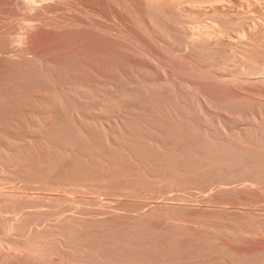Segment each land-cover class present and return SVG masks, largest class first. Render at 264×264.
<instances>
[{
  "label": "rangeland",
  "instance_id": "obj_1",
  "mask_svg": "<svg viewBox=\"0 0 264 264\" xmlns=\"http://www.w3.org/2000/svg\"><path fill=\"white\" fill-rule=\"evenodd\" d=\"M150 3L153 4L152 5L153 7L149 5ZM183 5H184V7H182ZM158 6L160 8H162V9H165V11L168 12L170 15L173 14L172 16L174 17V20L177 19L176 22L179 21L180 18L183 21L184 19H182V18H184L183 17L184 15H182V14H185L186 12L187 13H190V14H192V13H194V14L195 13H198L197 14L198 17L200 15H201V17H199V18L197 17L198 18L197 19V18H194L197 15H195L194 17L192 15L193 18L190 17V19H191L190 20L189 19V16H185L186 22H187V20H188V22L186 23L185 20L183 22L180 21L181 23H183V25H184V22H185V25L183 26L181 23H177L178 25L179 24L182 25V26H180V25L178 26L177 25L178 28H177L176 25H174V27H173V25H168L171 22L173 24H175L174 23V20L173 21L172 20H168V21H170L168 23V21H165L164 22L163 21L164 19L163 18H160V21L162 23H164L165 27H166V25H168L167 26L168 28H165L163 24H161V27H160V25L157 26V27H154L152 25L153 23L151 24V22H149V21H152V20H150L151 19V17H150L151 16V11L150 10L154 9L155 7L157 8ZM151 7H152V9H150ZM179 8H181L182 10L179 9ZM183 8L185 9V11H186V9L187 10L189 9V10L183 13V11H184ZM193 8H194V10H193ZM219 9L221 10L222 13L220 12ZM173 10H175V11H173ZM198 10H199V12H198ZM179 11H181V12H179ZM176 12H178V13H176ZM263 12H264V0H252V1L251 0H231V1L230 0H149V2H148V0H39V1L38 0H27V1L26 0H22V1L21 0H0V68H1L0 69V80L3 79L4 65L8 61V59H10V58H12L14 56L10 60H14V59L17 60L18 59L17 61H22V62H30L29 60H32L31 63H35L36 64V90L38 89L36 91V94H37L36 95V101H41V100L44 101V100H47V98H50L51 95H52L51 94V91L52 90H53L52 93H54V94H55V92H56V94H58V93L59 94L60 93L62 94L63 93L62 95H64V93H65L66 96H68V97L70 96L71 98L73 97L71 101H73V103L76 102V104L74 105L75 106L74 109L75 108H77L78 110L79 109H81V110L83 109L82 111L80 110L82 113H80L78 110L75 109V111L73 112L74 115L76 116L75 113L78 112V114L80 116L82 114L81 118L84 116V118H87L86 120L89 121V122H91L92 119L94 118V116L96 115L98 118L95 116V119H93V121L94 122L95 121L98 122L97 120H99V122L93 124L92 123L93 121H92L91 123L94 125V127L96 126L95 128L98 129V130L106 129V130H108V132L110 131L109 132L110 134L113 133L112 135L114 137V140H118L119 141L118 144H121V143H123L125 141H131L130 140L131 135H132L131 139L134 137L133 139L136 140V137L138 135H139L138 137H140L141 136V133H142V136L146 140H144V138L141 136L140 138L137 137V140L136 141H139L140 140L139 142L147 143V140H148V143H149V139H147V138H149V137H147V135H149L150 136V141H151L150 147H152V144L153 145L154 144L155 145H158V146H155L154 145V147H155L154 149H157L158 150L159 148L161 149V147L163 146L162 149L163 150L167 149V150H169L170 153H172V152L173 153H177V151H178V153H180L182 150H183V152H181V153H184V151L185 152L191 151L192 149L193 150H196V149L199 148L200 145H204L207 142H209V145L210 144H212V145H223L222 143H226V144L229 143L230 144V142H231V143H233V144H231L232 146H236L237 147V145H238V147H244V148L246 147L247 148V146H249L248 145V143H249L248 140H250V143H251V144L249 143L250 146L251 145L252 146H254V145L255 146H258L257 144L260 143V144H263V147H264V143H263L264 141L263 142L261 141L262 143L259 142L262 137H263L262 139H264V135L262 134L263 131L261 130V129L264 130V124H263V127H261L262 126L261 121L263 120V118H261V117H264V114H263L264 113V108H263L264 107V105H263L264 104V76H263L264 74L262 75V73H264V72H262V71H264V67H263L264 66V59L263 58L261 59L259 57H255L254 55H252L251 57L248 56L249 57V58L247 57L248 59L245 58L243 60V62L246 60L247 62L252 63V65L248 63V65H249V67H248V65H246L247 64L246 61H245L246 64H244V63L241 62V60H242V58H241L242 54H239V52L240 53H242V52L248 53L249 50H246V48H248V47H245V46H248V44H250V37L252 35L251 36H249V35L252 33V30L254 29L253 27L257 23L258 24L256 26H258L259 28H261L262 27V26H260V24H261V25H263L262 29L264 30V24L263 23H260V22L264 21V15H263L264 13ZM179 13H181V14H179ZM204 13H207V14H204ZM220 13L222 15H224V16H222ZM219 14H220V17H219ZM179 15H181L182 17H180ZM228 15H229V17H228ZM176 16H179L178 17L179 19ZM218 17H219V19H218ZM198 21H200V22H198ZM223 24L228 25L227 26V29H225L226 31H228L227 32L228 34L226 33L227 35H225V36L223 35V34H225L224 33L225 30H224L223 33L220 34L221 35L220 38L215 34L216 35L215 36L216 38L214 37V35H211V36L214 37V39H212V37L210 36L211 37L210 38V41H207L209 39L207 36H206L207 39H205L206 37H204V39H202V43L203 44H205V42L207 43L206 46L209 44L208 47H207V49L209 48V46L214 49V51H212V49L209 48L210 51H212L210 54H209L208 50L204 48V45L201 43V41H199L200 40V37H202V34L201 35L198 34L199 35L198 36L199 37V40H198V37L196 35H194V37H192V35L197 30V28H196L197 26H199V28L202 29V30H204V29L206 30L207 29L206 31H210L211 32V31H213V30L216 29L217 31L216 30L215 31L218 32V27H220ZM229 24H233L231 28H230V25ZM150 25H152V26H150ZM195 25H197V26L195 27ZM162 26H163V28L167 29V30H164L163 29L164 32L167 31L165 33L163 32L164 33V36L162 34V29H161ZM190 26H192V27H190ZM205 26H207V28ZM158 27H159V30H158ZM193 27H195V29ZM212 28H215V29L212 30ZM193 29H194V32H193ZM23 31H24V33H23ZM156 31L158 32V34L160 32V34L158 35ZM29 32H31V33H29ZM171 32L173 34V35H171L172 38H170L171 36L168 38V35H165V34L166 33L170 34ZM191 32H193V33H191ZM195 34H197V31H196ZM228 35H230V36H228ZM244 35H245V37H244ZM248 36H249V41L247 40L248 39ZM27 38H28V40H27ZM191 38H193L192 41H193L194 44H191L192 43V41H190ZM196 38H197V41L194 42V40ZM168 39H171V41L168 40ZM172 39H174V40H172ZM203 40H204V42H203ZM216 40L217 41L220 40L219 41L220 44ZM198 41H199V43H198ZM215 42H216V44H215ZM195 43H197V44H195ZM188 44H191V45H189V47L190 46L191 47L190 48L188 47V49H191V50L186 49L187 48L186 45H188ZM201 44H202V46H200ZM192 45H193L194 48L196 47L195 48V51H194V49H192ZM196 45H198L200 47H197ZM215 45L217 46V49L218 48H221V49H218L215 52V50H216V46ZM222 46L224 47L223 49H222ZM200 48L205 49L204 50L205 52H203V53L204 54L206 53V55H204L201 52L198 53L197 49H200ZM242 49H243V51H241ZM31 50H32V52H31ZM219 50H220V52H219L220 54L218 53ZM193 51H194V53H192ZM213 52H215V54ZM237 52H238V54L235 55V53H237ZM98 53H100L101 55L98 54ZM212 53H213L214 56H212ZM200 54H202V55H200ZM207 54H209V55H207ZM229 54L230 55L232 54V56H230ZM25 55H26V58H25ZM219 55H220V57H219ZM238 55H240V56H238ZM9 56H11V57H9ZM205 56H207V57H205ZM210 57L213 58V59H211ZM200 58H203L205 60L200 59ZM252 60H254L256 62L255 63L256 65L253 63L254 61H252ZM40 61H41V63H40ZM61 62H62V64H61ZM216 62H218L217 63L218 65L216 64ZM65 63L67 64V67H64L63 68L62 66H66ZM110 63H112V65ZM211 63H213V64H211ZM239 63H242L245 66L242 65V64H240V66H239ZM257 63H258V65H257ZM39 64L42 65L43 70L45 68V70H48V72L45 73L46 72L45 70L43 72L42 71V68L39 67L40 66ZM43 65L46 66V67H44ZM59 65H61V66H59ZM91 65H92L93 68L97 69L98 71H96V70L94 71V69L92 71H90L92 69ZM54 66H55V68H54ZM107 66H109L108 67L109 73H106ZM111 66L114 67V68H111ZM241 66H243V68ZM244 67H247V68H244ZM67 68L70 69V70L68 69V71L70 72V74H69L68 71H66ZM222 68H223V71L224 72H222ZM55 69L56 70L59 69V70L56 71ZM113 69H115L116 71L119 70V72H116ZM50 70L52 72H50ZM53 70L56 72V74H55V72ZM88 70H89V72H88ZM228 70H230V71H228ZM61 71H62V73H61ZM76 71H77V73H76ZM253 71H254V73L256 71L258 72V75H257V73L256 74H252V75H254V78L251 75V73H253ZM94 72H96L97 74L94 73ZM37 73H38V75H37ZM51 73H53L54 75H56L55 76L56 79L58 78L57 79L58 82L55 83L56 84L55 87H53L55 85L54 83H52L53 86H52V84L49 85V83H47V82H51V81H49L50 80L49 78H51V76L53 75ZM59 73H61L62 75H60ZM115 73H116V75H115ZM76 74H78V75H76ZM104 74L107 75V76H105ZM85 75H87V76H85ZM90 75L92 76V78L90 77ZM137 75H138V78H137ZM256 75L257 76H261V78L260 77L259 78L256 77ZM43 76H46V77H43ZM47 76H49V78ZM58 76H60V78H62L61 80L63 82L60 81V78ZM64 76H66V77H64ZM93 76H94V78H93ZM88 77H90V78L87 79ZM100 77L103 78V79H101ZM104 77L106 78V80H105ZM43 78L44 79L47 78V79H45L46 81ZM70 78H72V79H70ZM99 78H100V80H99ZM126 78H127V80L130 81V82H128L129 84L127 83ZM154 78L156 80L158 78L157 83L159 81L158 84H162V86H165V85H168L169 84L170 87L168 86L169 88H167L168 94L165 95L166 98H161V96L163 97L164 94L167 93L165 90H163V87L162 86L159 87V85H157V90L159 92L155 89L156 88V81H155ZM66 79H68V81L69 80L70 81L69 82H66L67 81ZM76 79H77V82H76ZM83 79H85V80H83ZM92 79H94V80H92ZM107 79L110 80V81L108 82ZM159 79L162 80L164 83L162 81H160ZM87 80L88 81L90 80V81L88 82ZM102 80H105L107 82H104ZM131 80L133 82H131ZM142 80L143 81L146 80L149 83L152 82L153 85H154V82H155V85H154L155 88L152 89L151 87H153V86H150L151 84H148V82H146V81L143 82ZM258 80H260V81H258ZM93 81L95 83H93ZM96 81H98L97 83L99 84V87H98V84L95 85L96 84ZM134 81L136 82L137 86L134 83ZM0 82H2V80ZM78 82H80V85L78 84ZM124 82H126L127 85ZM46 83H47V86H46ZM69 83H71V84H69ZM107 83H109V84H107ZM112 83H114V84H112ZM145 83H146V85H145ZM43 84H45V85H43ZM93 84H94V86H97L99 88L98 91H97V87L96 88L93 87ZM59 85L60 86L61 85L62 86L65 85V88L63 86V89H62V87H60ZM107 85L110 86V87L112 86L114 89H117V90H114V89L111 90V88L108 87ZM132 85H134V87H132ZM138 85H139V87H138ZM142 85H143V87L144 86H146V87L143 88V87H141ZM186 85H187V87H186ZM68 86H70V88ZM73 86L75 87V89H74ZM100 86H103L104 89H103V87H100ZM114 86H116V87H114ZM80 87L82 89L85 88L87 90V92H86V90L81 91L82 89H80ZM126 87H128L129 90ZM147 87H148V89L151 88L153 90V92L152 91L145 92L144 90L147 91V89H146ZM172 87H174V88H172ZM60 88L63 90L62 92H60L61 91ZM140 88H143V89H140ZM158 88H160V90ZM161 88L163 90L162 92H161ZM50 89H52V90H50ZM56 89L58 90V93H57V90ZM64 89H66V90L64 91ZM76 89L78 91V94L75 93L76 92ZM108 89H109V91H108ZM125 89L128 90V92L129 91L131 92V93L129 92V94H131V97H126L125 96V95H127V91ZM137 89L139 90L138 91L139 94H142V92H144V93L150 95V96H148L146 94L144 95V93H143L141 96L144 95V99H146L145 97H147V96L148 97L158 96L159 98H161L162 101H164L165 99H169V98L171 99V101H173V102H175L177 104H178L179 101H181L179 103H180V105L182 103V105H181L182 111L184 110L183 109L184 108V106H183L184 104L187 106V109L185 108L186 110H188V107L190 109L189 113L186 110H185V112L183 111L185 113L186 118H187V119L185 118V123H184V121H181V123L183 122L182 123L183 126L184 127H187L186 123L188 122L187 124L190 125V128L191 129H193L192 126L195 127L194 125H196V129L199 128L198 130L199 131L200 130L201 131H204L205 134H206V131L207 132L208 131H211V132H209V135L211 133H213L214 134V137L212 135L208 136L207 134L206 135H207L208 138L206 137V135L205 136L202 135L203 137L200 135V137H199L198 134H196L197 131H198L196 129H195L196 130L195 131L196 132L195 135L192 134L193 137L192 136H191L192 138L191 137H188L190 139L187 138V141H185L186 140V137H187L186 135H185V137L182 136L181 139H180V141L179 140H176L174 138L173 139L172 138H170V139L167 138L168 140H164L165 138H163L162 136H160L159 134H157L156 130L154 128H152V127L151 128L155 132H152L151 133L152 130L150 131L151 128H150L149 124L152 123V121L154 120V117L151 115L152 112H150L149 109L145 107V105H142V106L140 105V104H144V102L146 100L145 101L144 100H141L142 102H140V98L142 99V97H140L139 95H135V93L138 94V92H136ZM164 89H166V86L164 87ZM200 89L201 90L203 89V90L201 91ZM47 90L50 93H48ZM88 90H89V93H88ZM103 90H106V91H103ZM120 90L123 92V94L125 93V95H122L121 94V97L122 96H125V98H126L125 100L129 99L128 101H125V103H123L124 102V99H122L124 97H122V98L121 97H117V95H120L118 93V92H120ZM95 91H97L96 92L97 94H100V95H98V96H100L99 97V100H96L98 98V96L95 93ZM124 91H126V92H124ZM171 91H173L174 93H171ZM191 91H192V93H191ZM40 92H42V93H40ZM84 92L87 93V94H85ZM90 92H94L95 93V94L92 93L94 95V97L92 99L90 97L93 96V95ZM106 92H107V94H106ZM122 92H120V93H122ZM46 93H48V95H50V96L48 97V95ZM72 93L74 94L73 96H71ZM109 93H111V94H109ZM115 93H117V95H115ZM157 93H158V95H157ZM105 94H106V97H108L107 98L108 99L107 100L108 102L106 101V98H104L105 97ZM172 94H174V95H172ZM38 95H39V99L40 100L38 99ZM78 95L81 96L80 98L84 97V100L85 101L83 99H80L79 100V96ZM101 95L103 96L102 100H104V101H102V100L100 101ZM111 95L112 96L114 95L113 96L114 98L117 97L116 99L119 98L120 101L122 102V103L121 102L119 103L121 105H119L117 107L115 106L114 111H113V109L110 108L111 109V111L109 109L110 113H109V111L108 112L105 111L106 113L105 112L102 113L100 111V115L99 116H98V114H95V112L98 111L97 109H98V107H100V104L102 102L103 103L104 102L110 103V100L111 99H114V98H111L110 99V96ZM168 95H170V97H168ZM176 95H178V97ZM42 96L45 97V99H43ZM77 96H78V98H77ZM95 96L97 98H95ZM134 96H135L136 99L139 98V101L138 102H137V100L135 98L132 99ZM175 97L176 98H179L178 101L175 100L176 99ZM184 97H185V100H187L186 103H185ZM203 97H205V98H203ZM180 98H182V99H180ZM209 98H210V100H209ZM86 99L88 100L87 101V104H86ZM116 99H114V100L116 101ZM248 99H249V101H248ZM82 100H83V103L81 102ZM90 100H92V101L90 102ZM132 100H135L136 102L135 101H132ZM232 100H233L234 103L232 102ZM93 101L95 103H92ZM97 101H99L100 104ZM189 101L191 102L192 105L190 103H189V105H187ZM132 102H133V104H132ZM198 102L199 103L201 102V104H199L200 105L199 108L201 109V111L198 110L199 109L197 107V106H199L197 104ZM236 102H237V104L239 103V104L242 105V103H243L244 105L246 104L247 106L245 105V107H243V105L241 106V105L238 104V107H237L236 106L237 105ZM137 103L138 104L140 103L139 104L140 106ZM162 103H164V102H162ZM136 104L138 105V107H136L137 106ZM209 104H210V107H209ZM255 104H256V106H255ZM37 106L38 105H36V110L39 109L38 110L39 112L37 111L36 112V115L39 114V117L41 119V116H43V113L45 114L47 112V109H45V107H42V110H40L41 109L40 108L41 106H38V107ZM121 106H123V107H121ZM134 106L136 107V110L137 111L135 110ZM192 106L193 107H196L194 109H197L198 110L196 112L194 110L195 115L192 114L193 113V110H192L193 108L191 109ZM143 107H145V109ZM95 108H96V111L94 112ZM116 108H118V109H116ZM124 108L125 109L127 108V109L124 110ZM232 108H233V111H232ZM243 108H244V110H243ZM87 109H88V112H87ZM121 109L124 110V111H121ZM141 109H143L144 111L141 110ZM146 109H147L148 113L146 112ZM89 110L92 111V113L94 114V116H92L93 114L92 115L89 114L90 113ZM116 110H118V111H116ZM112 111H113V113H111ZM127 111H129V112H127ZM139 111L140 112H144V113L143 114L142 113H139ZM191 111H192V113H191ZM260 111H262V113ZM118 112H120V113H118ZM251 112L254 115H252ZM40 113H41V115H40ZM86 113H88V114H86ZM121 113H123L124 115L123 114L121 115ZM135 114H137V115H135ZM146 114H147V116H146ZM189 114L193 118L192 117L189 118L188 117ZM132 115L135 116V117H138V118L135 119V117H133ZM143 115H145V116H143ZM239 115L241 117H239ZM246 115H248V117ZM87 116H89V117H87ZM39 117H38V119H39ZM76 117L78 119H80V117H78V116H76ZM250 117H251V119L249 120V122H250L249 123L247 120ZM116 118H118V119H116ZM125 118H127V119L130 118L129 121L132 120V119H134V120H137L138 119L140 121H143V119H145L144 120L145 122L143 121L142 123L143 124H146V125L148 124V126H149L150 129L149 130L147 128L139 129L137 132L136 131L134 132L136 134H134V133H128V132L126 133V131H124L123 128L121 127L123 123L129 122L128 120L126 121ZM141 118H142V120H141ZM88 119H90L91 121L88 120ZM149 119H151L150 122H148ZM190 119H192V120H190ZM193 119H195V120L197 119V120L195 121ZM256 119L257 120L259 119V120L257 121ZM186 120H189V121H192V122L194 121L193 123H195V124L192 125V123L190 124L189 121L186 122ZM237 120H239V121L237 122ZM40 121H37V122L39 123ZM82 121H84V120H82ZM118 121H119V123H117L118 125L116 126V124H114V123H116ZM202 121L204 123H202ZM211 121L212 122L214 121V122L211 123ZM221 121H222V123H221ZM218 122H220V123H218ZM225 122H227V123H225ZM239 122L241 124H239ZM257 122H260L259 123L260 126L258 125ZM231 123L234 124V125H232ZM92 124H90V125H92ZM96 124H99V125H96ZM214 124H215V127H214ZM220 124H222L223 127H222V125L220 126ZM37 125H36V128H37ZM197 126H199V127L197 128ZM203 126H205V128ZM250 126H251V128H253V129H251V132L249 131L250 130ZM241 127H242L243 130L241 129ZM254 127L257 128V129L255 128V129L258 131V133H256L257 132L256 130H255L256 132L254 131ZM187 128H189V126ZM218 128H220V129H218ZM224 128L226 129L227 132L225 131ZM119 129H121V130H119ZM204 129H208V130H204ZM246 130H248V132H247L248 134L249 133H251L252 135L253 134H255V135L258 134V136L253 135L254 136V138H253L252 135H249L250 136L249 138H252V139L245 140V138L248 136V134L246 133ZM122 131H123V133H122ZM139 131H140V133H139ZM239 131H240V133H238ZM36 132H39V133H36V139H38L39 138L38 136H41V133H40L41 131H39L38 129H36ZM143 133H144V135L147 138L143 135ZM153 133H154V135L151 136V134H153ZM215 133L218 136L215 135ZM241 133H243V134L240 137V134ZM133 134H134V136H133ZM200 134H201V132H200ZM237 134H239L238 136L242 139V141L245 140L244 141L245 143L248 141L246 143V146H245V144H243L244 142H242V145H240V141L241 140H240L239 137L237 138ZM125 135L130 136V137H127ZM156 135H158V136H156ZM260 135H263V136H260ZM225 136H230V137H225ZM125 137H126V139L127 138H129V139L126 140V139H124ZM151 137H152V139H151ZM198 137L201 140L198 139ZM205 137H206V139H205ZM209 137H210V139H209ZM221 137H222V139H221ZM224 137H225V139H224ZM141 138H143V139H141ZM184 138H185V140L183 141ZM212 138H214V139H212ZM232 138H234V139L236 138L235 140H238V143L239 144L237 143V141L233 140ZM256 139H258V142H257ZM0 140H2V141H0V147H2V148H0V150H2V152L0 151V155H2L1 158H0V160H2L3 159V153H4L3 152V143H2L3 142V139L0 138ZM123 140H125V141H123ZM163 140H164V143L162 142ZM251 141L252 142L256 141L257 144H256V142H255V144H252ZM152 142H154V143H152ZM215 142H217V144ZM218 142H219V144H218ZM148 143H147V145H148ZM172 144H174V145H172ZM164 146H165V148H164ZM261 146H260L259 149L262 150L263 148ZM187 149H188V151H187ZM257 149H258V147H257ZM0 163H1V165H3L1 161H0ZM200 165L201 164L196 165V167H191L190 172H193V173H190L188 171L189 169H187L188 172H186V173H188V175L187 174H184L182 176L183 179L181 178L180 175L178 176L177 179H174L177 175H175L174 171L171 170L170 168H168L171 171L170 173H169L168 169H165V170L164 169L163 170L161 169L163 172H161V170H160L159 172L157 171L158 173L157 172H153L151 175H148V177H146V179H145V182L149 181V182H147V184L146 183L144 184V181H141L142 184H140L141 182L140 183L137 182V183H133V184L129 183V184H131L133 186H130L129 185L128 188L126 187L128 185V183L122 182L120 179H116L114 181L115 183H113L114 185L117 184V183L122 182L120 184L122 187L119 184L118 185H115V186H120L122 188V189L120 188L118 190L116 189L118 187H113L114 186L113 184H112L111 188H107V190H106L96 176H92L91 177V179H90L91 182L88 181V180L86 181L87 183L86 182H82V183L79 182V185L80 186H78V183L77 184L75 183V186L72 184L74 187H76L75 190H74V187L73 188L70 187V186H72L71 184L70 185L69 184L60 185L61 187L57 186V187H59V189H57V187H54L55 189H53L52 188L53 186H51V188L50 187H46V186H44L43 183L37 181V178L38 177L36 178V187L35 186L25 185V184H22V183L19 184L18 182L12 181V180H11V182H9L10 180H8L9 178L7 176V173L5 171V168L1 166L0 167V169H1L0 170V174H1L0 175V193L2 194V193H5V192L6 193L7 192H11V191H13V189H15L17 191V193L15 191L14 192L17 195H18V193L20 194L19 197H20V201L21 202H20V205L19 206L10 208L8 210H7V206H5V205L4 206L2 205L3 206L2 208H5L6 207L5 209L0 208V215L2 214L0 216V221H1L0 222V230H1L0 231V233H1L0 234V264H10V263L11 264H45L46 262H48L49 264H55L56 262H57V264L58 263L59 264H63V263L64 264H68L70 261H71V263H69V264H73L72 263V260L73 259H76V260H73V262H75V263H77V262L83 263L82 260H79L80 258H83V261H84V258H85V257L82 256L83 252H80V251L83 250V248H82L83 246L82 247L80 246L82 249L81 248L79 249V245H81V244H77L78 242L76 243V241L73 240V238L72 239L68 238L69 237L68 235H64L63 237H65V238H63V240L61 239L62 234H65L63 231H66V230L62 229V228H64L62 226L66 225V223H64V222L65 221H69L70 220L69 216H71V215H72V217H71V220L72 221L70 220L71 223L68 222L69 224H72L73 221L75 223H85V222H82L83 219L78 220L79 218H82V217H85L84 220L85 219L87 220L89 218L88 219L89 220V223H91V221H93V219H94V222H92V223H97L95 219L97 218L98 219L97 221L100 222L101 219L103 218V216H105V215L106 216L102 219V221L106 220V217H107V220L108 219L111 220V216H113L112 219L117 218V219H120V220L123 219L125 221H130V220L132 221V220H135V219H132L130 217H132L134 215V213H137V212L140 213V211H142V214H139L140 216L137 215V214L134 215V216H136V218L138 216V217H140L139 219H141L143 217V215L145 214V210L148 211L149 210L148 208H152L154 204L155 205L156 204H164V205L166 204V205H169V206H173V207H175L177 209L179 207L180 209H178V210L184 209L183 207H185V208L192 207V208H197V209L199 207H201V208L204 207L203 209H205V207H206V209H205L206 211L207 210L208 211L209 210L210 211H217V210L218 211H222V209H223L225 211H228V213H230V211H232L231 214H234V213L235 214H238V212H241L239 214H244L243 212H245L246 214H244V215H247V216L253 218L252 223L243 224L247 228H252V225L253 226H256L259 223V221L264 220L263 219L264 218V205H263L264 204V201H263L264 200V194H263L264 190H263V192H261L260 190H258V188H255L253 186L252 187L253 190L254 191L257 190V193H256L257 195L252 193V195L250 194L248 196L247 191L246 190H243L242 193H244L246 191L244 194H246L245 196H247V197H245L244 195H241L242 197L241 196H238V197H240L238 199V197H234V195L233 196L232 195H229V196L226 195L225 196V194H227L226 191H229L230 188H234L235 186L236 187H238V186L239 187H244V186L249 187V186H251L250 185V183H251L250 182V179H251L250 178L251 177V173L250 172L247 173V174H250V175H247L246 174V171L244 173V169L239 168L238 166H236V167L235 166L234 167H228V166L218 167L217 165H215V166H212L211 165L210 166V165L204 163V164H202L204 166V168H203V166L201 165L202 167H200ZM197 166L200 169H198ZM206 167L207 168L209 167L208 168V171H207ZM212 167H214L213 170H212ZM2 168H4L3 169L4 172H3ZM194 170L195 171L198 170V171L195 172ZM200 170H201V172H199ZM209 170H210V172H209ZM202 171H204V172H202ZM166 172H168V174H166ZM175 172H176V170H175ZM207 172H209V173H207ZM160 173H162V174H160ZM172 173H173V175H171ZM204 173H206V174H204ZM238 173H240V174H238ZM155 174H156V176H153ZM241 174L242 175L244 174V175L242 176ZM160 175H162V176H160ZM165 175L167 176L168 181L171 178V176H174L175 175V177H173V179H171L169 181V183H166L167 178H165L166 177ZM149 176L152 178L153 181L155 179L159 178V177L162 178V179L161 178L157 179V180H160L161 179V181H162V182L159 181L161 184L159 182H157V183H159L158 185H159L160 189H158L159 187H156L157 186L156 185L157 184L156 183V180L154 181L155 182V185H154V182L153 181L150 182L151 178H149ZM168 176H170V177H168ZM190 177H192V178H190ZM175 180H177V181H175ZM14 182H16V183H14ZM94 183H96V185ZM138 183L140 184L141 187H139V185H137ZM149 183L150 184L153 183V184H151V186H152L151 189L152 190H150V187H146V188L144 187L145 185L146 186H149L148 185ZM122 184L123 185H126L127 184V185L126 186H123ZM9 185H10V187H9ZM136 185H137V187H136ZM160 185H162V186H160ZM192 185H194V186H192ZM13 186H14V188H13ZM63 186L64 187L66 186L65 188H67V186H68L69 189L68 188L67 189H64ZM89 186L90 187L93 186V188H90ZM96 186L97 187L99 186L102 191H100L99 187L96 188ZM16 187L17 188L19 187L20 189L19 188L17 189ZM78 187H80V188L78 189ZM112 187H113V191H112ZM130 187H131V191H133V192H131V194H129L130 193ZM132 187H135L136 189L135 188L132 189ZM210 187H211V189H210ZM70 188H72V189H70ZM4 189H5V192L4 191L2 192V190H4ZM7 189H8V191H6ZM92 189H95V191L92 190ZM96 189H97V191H96ZM98 189H99V192H101V193L98 192ZM104 189L106 190V192H105L106 194L103 192ZM108 189L109 190L111 189V191L109 192ZM157 189L158 190H161L160 191L161 194H157V193H159V191L158 192L155 191ZM243 189H245V188H243ZM19 190H20V192H19ZM147 190H150L151 193H150V191H147ZM217 191H219L220 194ZM115 192H116V194H115ZM145 193L146 194L148 193L149 196H148V194L147 195H144ZM153 193H155V195ZM27 194L28 195H31L32 197L34 195L33 198H36V199L31 200L32 199L31 196L29 197ZM150 194H152V195H150ZM214 194L215 195L218 194L219 196H221V195L223 196L224 195V197H221L220 198L222 200H220V201L217 200V201L214 202V200H213V195ZM24 195H27L29 198L26 197V196H24ZM129 195H131V196L129 197ZM147 196H148V198H146ZM257 197H259V198H257ZM23 198L24 199L25 198H28L29 200H31V202L28 199H26L25 201H28L29 204H28V202L25 203V202H23L24 201ZM145 199H147V200H145ZM150 199H151V201H150ZM97 201H98V203H97ZM99 201H100L101 204L102 203L103 204L101 205L99 203ZM204 201L206 203H204ZM22 202L25 203L24 206H23ZM94 202H96V204L98 205V207H97V205ZM147 202L149 204L146 205ZM35 203H36V205H35ZM92 203L95 206L92 207ZM189 203H190V205H189ZM56 204H57V206H56ZM58 204H60V205H58ZM131 204H132V206H131ZM33 205H35L36 207L35 206L33 207ZM100 205L101 206L104 205L105 207L102 208ZM140 205H141V208H138ZM142 205H144V206H142ZM151 205H152V207H150ZM99 206L102 209L99 208ZM133 206L135 208H133ZM23 207L24 208L26 207V209H24ZM14 208H15V210L17 209L16 210L17 215L14 212L15 210L12 211V209H14ZM97 208H99V210H101L102 212L99 211ZM143 208H146V209H143ZM21 209H22V211H20ZM23 209L25 210V213H24ZM103 209H105L106 211H108L109 209L112 210V212H111L112 214L114 213L113 212V210H114L115 211V213H114L115 215L114 214L113 215L110 214L111 215L110 216L109 215L110 211H109V213L106 212L105 210L103 212ZM10 210H11L12 213L10 212ZM32 210L33 211H36V213H35L36 215L35 216H32V215H34V213H30V212H32ZM95 210H97V212L99 211V212H101V214L103 213L105 215H101L100 213H98V215H96L97 212ZM130 210H132V212ZM134 210H136V212ZM235 210H237L238 212L235 211ZM120 211H123V212L120 213ZM1 212H3V213L6 212V214L3 215V213H1ZM7 212L9 213V216H10L9 219H12L14 217L16 219L18 217V219H16L17 220L16 222L17 223L19 222V224L20 223H26L27 224L26 221H28V223L31 222V221H34L35 224H32V226L33 225H35V226L32 227L31 226V223L32 222H31V223H29L27 225L24 224V227H23V224H22V227L20 228V226L18 224H16V223L13 224L12 223L13 225L16 224V226H14L15 227L14 229H15V231L17 229V231H16L17 233L16 232H13L14 229L12 230L13 233L11 232V230H10V232H8L7 230L9 228H7V230H6V228L4 227V225L5 224H9L11 222H15V219H12L14 221L9 220L10 222L8 223L7 222L8 219L6 218V215L8 214ZM60 212H62V213H60ZM85 212L87 214H85ZM92 213H94V216H96V217L92 216L93 215ZM117 213L119 215H116ZM253 213H254V215H253ZM73 214L74 215L77 214L76 216L80 215V217L78 216V218L76 220V218H75L76 216L74 217ZM120 214H121V216H120ZM82 215H88V216H82ZM99 215L102 216V218H100V221H99ZM130 215H132V216H130ZM91 216L94 217V218H92ZM125 216H127L126 217V218H128L127 220H126V218L124 219ZM134 216H133V218H135ZM33 217H34V219H33ZM66 217H68L69 220ZM90 217L92 218L91 221H90ZM260 217H263V218H260ZM41 218H43V219H41ZM53 218H55V219H53ZM4 219H6L7 221H5ZM24 219H25V222H24ZM36 219H38V220H36ZM63 219H65V220H63ZM139 219L137 218V220H139ZM60 220H62V221H60ZM191 220L193 221V224H192L191 227H193V228H195V226L197 227L198 226V223L196 222L197 220L196 221L193 220V219H191ZM55 221H56L55 224L58 225V226L55 225V226L58 227L57 230H59L61 228L60 229L61 232L59 231L61 234L59 233V235H57L58 234V232H57V234L54 233V236H53V234L51 236L52 237H55V239L53 238L54 240H56V238H58L57 239V242L62 241V245L64 244L62 248H61V246L58 247V244L59 243H57L56 241H53L52 237L50 238V235L47 236V238L44 237L43 240L40 239L42 242L41 241L38 242V239L36 240V235H35V237L33 236L34 234L40 233L43 229L44 230H49L50 229L49 227H50L51 223H52L51 227H53ZM78 221H81V222H78ZM192 221H191V223H192ZM194 221L197 224H195ZM36 222H37V224H36ZM179 223H180V221H179ZM185 223H188V225L191 224L189 222H185ZM45 224H46V226L49 225V227H47V229L44 228V227H46ZM10 225L11 224H9L8 227H11L12 226V225L11 226ZM38 227H43V228H38ZM3 228H5V230ZM57 230H55V232ZM6 231L9 233V235H12V234L14 235V233H15V235L14 236L13 235L12 236H9L8 237L9 239H7V237H5V236H8V233H6L7 235H4ZM21 231H22V233H21ZM31 231H33V232L31 233ZM3 232H4V234H3ZM24 232L26 234L28 233L27 236H26V234ZM29 233H31V234H29ZM16 234H18L17 235L18 237L16 236ZM22 234L24 235V237H23ZM29 235L30 236L32 235V237H29ZM56 235H57V237H56ZM2 236H3V238H2ZM14 237H17L16 238L17 240ZM27 237H29V239H24V238H27ZM11 238H12V242L10 240ZM21 238H22V240H20ZM30 238H34L35 240L34 239H31L30 240ZM48 238L50 240L51 239L52 240L51 241L50 240L48 241ZM66 238H68L70 241L71 240L74 241V242L71 241L72 242V243L70 242L71 244L68 243L71 246L66 245V243H67V241H66L67 239ZM23 239H24V241H23ZM44 239L47 240V243L46 244L43 243L44 242ZM5 240L8 241V242L10 240V243L6 242V245L7 244H10L8 246L12 247V249L10 247H8V246L5 245ZM64 240H65V243H64ZM14 241H16V242H14ZM31 241H32V244H31ZM253 241H254V243H257L258 242L256 240H253ZM24 242H25V244L26 243L27 244L24 245ZM37 242L39 243L41 249H38L39 248L38 247L39 245H38ZM11 243H13V246H11L12 245ZM52 243L55 244V245L52 246ZM74 243H76V246H78V250H77V248H76V246H75ZM20 244H22V246L24 247V249H26V252L27 253L24 251L23 247L20 246ZM257 244H260V241ZM27 245H29V246L32 245V247L29 248ZM46 245L48 247H46ZM59 245H61V244H59ZM246 245H247V248L250 247L249 246L250 245L249 243H247ZM19 246L22 247L23 251H22V249L20 250V247ZM64 247L65 248H68L69 247L68 249H66V253L64 251L65 250ZM70 247H72V248H70ZM13 248H14V250H13ZM35 248H37V249H35ZM58 248H60V249L58 250ZM75 248H76L77 253H75L76 252L74 250ZM34 250L35 251H39L40 250V252L37 253V252H34ZM60 250L63 251L64 253L60 252ZM8 251H10V253ZM68 251L71 254V255L69 254L70 257L73 254V252H71V251H75L74 254H73V256L75 258L73 256H72V258H70L67 255ZM59 252H60V255H59ZM34 253H36V257L34 255ZM78 253L82 257L81 256L76 257V256H78L77 255ZM259 253L260 252L255 253V254L256 255L258 254L259 256L260 255L261 256L264 255V253L263 254L262 253L259 254ZM30 254L32 256H34V257H32V256L30 257ZM64 254H66V257H68V260H67L66 257H64ZM19 255H21V256H19ZM43 255H44L45 258H43ZM62 255H63L62 259L63 258H66V259L65 260L63 259L62 262H61L60 261V259H61L60 256H62ZM7 258H9V259H7ZM50 258H52V259H50ZM69 258L72 259V260H70ZM23 260H25V261H23ZM48 263H46V264H48ZM81 263H77V264H81ZM87 264H89V263H87Z\"/></svg>",
  "mask_w": 264,
  "mask_h": 264
},
{
  "label": "bare ground",
  "instance_id": "obj_2",
  "mask_svg": "<svg viewBox=\"0 0 264 264\" xmlns=\"http://www.w3.org/2000/svg\"><path fill=\"white\" fill-rule=\"evenodd\" d=\"M22 1V0H21ZM27 1V0H26ZM39 1V0H38ZM231 1V0H230ZM252 1V0H251ZM5 2V1H4ZM8 2V1H7ZM12 2V1H11ZM148 2H149V0H148ZM222 2V1H221ZM22 3V2H21ZM35 3V2H34ZM53 3V2H52ZM190 3V2H189ZM202 3V2H201ZM205 3V2H204ZM239 3V2H238ZM25 4V3H24ZM29 4V3H28ZM193 4V3H192ZM13 5V4H12ZM36 5V4H35ZM140 5V4H139ZM150 6H152L153 4L152 3H150L149 4ZM156 5V4H155ZM79 6V5H78ZM119 6V5H118ZM193 6V5H192ZM195 6V5H194ZM197 6V5H196ZM153 7V6H152ZM152 7L150 8V9H152ZM182 7H184V5L182 6ZM28 8V7H27ZM96 8V7H95ZM192 8V7H191ZM195 8V7H194ZM194 8H193V10H194ZM179 9H181V8H179ZM184 9V8H183ZM172 10V9H171ZM178 10V9H177ZM182 10V9H181ZM189 10V9H188ZM187 9H186V11H188ZM220 10V9H219ZM218 10V11H219ZM151 11V19L150 20H152V21H149V22H151V24L154 26V27H157V26H159L160 25V27H161V24H163L164 25V23H162L161 21H160V18H163L164 20V22L165 21H168V20H174V17L172 16V15H170L168 12H166L165 11V9H162V8H160L159 6L156 8H154V9H152V10H150ZM168 11V10H167ZM173 11H175V10H173ZM185 11V9H184V11H183V13L184 12H186ZM206 11V10H205ZM216 11V10H215ZM171 12V11H170ZM179 12H181V11H179ZM191 12V11H190ZM198 12H199V10H198ZM202 12V11H201ZM220 12H221V10H220ZM13 13V12H12ZM176 13H178V12H176ZM213 13V12H212ZM222 13V12H221ZM220 13V14H221ZM227 13V12H226ZM264 13V12H263ZM179 14H181V13H179ZM198 13H192V14H190V13H185V14H182V15H184L183 17L184 18H182V19H184L185 20V22H186V18H185V16H189V19H190V17L191 18H193L195 15H197ZM204 14H207V13H204ZM220 14H219V17H220ZM192 15H193V17H192ZM203 15V14H202ZM222 15V14H221ZM227 15V14H226ZM264 15V14H263ZM180 17H182L181 15H179ZM179 16H176L177 18L179 17ZM215 16V15H214ZM222 16H224V15H222ZM198 17V15L197 16H195L194 18H197ZM199 17H201V15L199 16ZM198 17V18H199ZM219 17H218V19H219ZM228 17H229V15H228ZM234 17V16H233ZM12 18V17H11ZM147 18V17H146ZM188 18V17H187ZM197 18V19H198ZM222 18V17H221ZM220 18V19H221ZM176 19V18H175ZM179 19V18H178ZM149 20V19H148ZM177 20V19H176ZM176 20H174V23L175 24H173L172 22V24L170 23V24H168V25H173V27H174V25H178L177 23H181L180 21H182L181 20V18H180V20L179 21H177L176 22ZM183 20V21H184ZM191 20V19H190ZM195 20V19H194ZM201 20V19H200ZM216 20V19H215ZM60 21V20H59ZM182 21V22H183ZM197 21V20H196ZM195 21V22H196ZM35 22V21H34ZM170 21H168V23H169ZM185 22H184V25H185ZM187 22H188V20H187ZM186 22V23H187ZM198 22H200V21H198ZM235 22V21H234ZM240 22V21H239ZM167 23V22H166ZM194 23V22H193ZM216 23V22H215ZM230 23V22H229ZM260 23H263L264 24V21H262V22H260ZM28 24V23H27ZM33 24V23H32ZM155 24V25H154ZM182 25H183V23H181ZM196 24V23H195ZM219 24V23H218ZM228 24V23H227ZM234 24V23H233ZM233 24H229L230 25V28L232 27V25ZM258 24V23H257ZM256 24V25H257ZM152 25H150V26H152ZM168 25H166V27H165V25H164V27L165 28H168L167 26ZM180 25V24H179ZM178 25V26H179ZM182 25H180V26H182ZM183 25V26H184ZM187 25V24H186ZM198 25V24H197ZM197 25H195V27L197 26ZM216 25V24H215ZM254 25V24H253ZM254 26L253 28V30H252V33L249 35V36H251L250 37V44H248V46H245V47H248V48H246V50H249L248 51V53H246V52H242V53H240L239 52V54H242V56H241V58H242V60H241V62L242 63H244V64H246L245 63V61L243 62V60L245 59V58H247L248 56H252V55H254L255 57H259V58H263L264 59V30L262 29V27H263V25H261L260 24V26H262L261 28H259L258 26ZM178 26H177V28H178ZM210 26V25H209ZM214 26V25H213ZM227 26L228 25H226V24H223V25H221L220 27H218V32H216L217 30L215 29V28H212V30L213 29H215V30H213V31H206L205 29L204 30H202V29H200L199 28V26H197L196 28H197V34H195L196 33V31H195V33L192 35V37H194V35H196L197 37L199 36V35H201L202 34V37H200V40H199V37H198V40L199 41H201V43H202V39H204V37H208L209 39L207 40V41H210V38L212 37V39H214V37L217 35L219 38L221 37V33H223V31L225 30V29H227ZM32 27V26H31ZM35 27V26H34ZM33 27V28H34ZM153 27V28H154ZM186 27V26H185ZM190 27H192V26H190ZM189 27V28H190ZM195 27H193L194 29H195ZM206 28H207V26H205ZM204 27V28H205ZM165 28H163V26H162V34H163V36H164V33L165 32H167V31H165L164 32V30H167V29H165ZM209 28V27H208ZM217 28V27H216ZM156 29V28H155ZM154 29V30H155ZM164 29V30H163ZM180 29V28H179ZM194 29H193V32H194ZM29 30V29H28ZM31 30V29H30ZM157 30V29H156ZM158 30H159V27H158ZM169 30V29H168ZM251 30V29H250ZM176 31V30H175ZM26 32V31H25ZM35 32V31H34ZM155 32V31H154ZM157 32V31H156ZM164 32V33H163ZM193 32H191V33H193ZM228 31H224V33L225 34H223L224 36L225 35H227L228 33H227ZM23 33H24V31H23ZM28 33V32H27ZM29 33H31V32H29ZM40 33V32H39ZM153 33V32H152ZM169 33V32H168ZM168 33H166L165 35H168V38L171 36V35H173L172 34V32L170 33V34H168ZM220 35H218V34ZM227 33V34H226ZM140 34V33H139ZM157 34H158V32H157ZM159 34H160V32H159ZM158 34V35H159ZM199 34V35H198ZM216 34V35H215ZM26 35V34H25ZM36 35V34H35ZM190 35V34H189ZM211 35H214V37L213 36H211ZM222 35V36H223ZM19 36V35H18ZM27 36V35H26ZM34 36V35H33ZM211 36V37H210ZM223 36V37H224ZM228 36H230V35H228ZM249 36H248V41H249ZM166 37V36H165ZM164 37V38H165ZM207 37L205 38V39H207ZM217 37V38H218ZM244 37H245V35H244ZM24 38V37H23ZM41 38V37H40ZM43 38V37H42ZM167 38V37H166ZM170 38H172V36L170 37ZM185 38V37H184ZM216 38V37H215ZM22 39V38H21ZM192 39L193 38H191V40L190 41H192ZM226 39V38H225ZM246 39V38H245ZM23 40V39H22ZM27 40H28V38H27ZM168 40H170L171 41V39H168ZM172 40H174V39H172ZM224 40V39H223ZM197 41V38L194 40V42H196ZM199 41H198V43H199ZM217 41V40H216ZM220 41V40H219ZM219 41H217V42H219ZM23 42V41H22ZM203 42H204V40H203ZM19 43V42H18ZM29 43V42H28ZM177 43V42H176ZM191 44H194L193 43V41H192V43ZM191 44H188V45H186L187 46V48L186 49H188V47H189V45H191ZM195 44H197V43H195ZM203 44V43H202ZM202 44L200 45V46H202ZM206 42H205V44H203L204 45V48L205 49H207V47H208V45L206 46ZM215 44H216V42H215ZM219 44H220V42H219ZM36 45V44H35ZM211 45V44H210ZM174 46V45H173ZM197 47H200V46H198V45H196ZM206 46V47H205ZM216 46V45H215ZM24 47V46H23ZM33 47V46H32ZM191 47V46H190ZM189 47V48H190ZM31 48V47H30ZM45 48V47H44ZM196 48V47H195ZM195 48L193 47V45H192V49H194V51H195ZM209 48H211L212 49V51H214V49L212 48V47H210L209 46ZM207 49L208 50V52H209V54L212 52V51H210V49ZM224 47L222 46V49H223ZM227 48V47H226ZM225 48V49H226ZM232 48V47H231ZM234 48V47H233ZM205 49H202V48H200V49H197V51H198V53H203V52H205L204 50ZM218 49H221V48H218ZM217 49V46H216V50H215V52L218 50ZM236 49V48H235ZM33 50V49H32ZM32 50H31V52H32ZM188 50H191V49H188ZM237 50V49H236ZM34 51V50H33ZM187 51V50H186ZM194 51L192 52V53H194ZM235 51V50H234ZM239 51V50H238ZM241 51H243V49L241 50ZM29 52V51H28ZM38 52V51H37ZM207 52V51H206ZM215 52H213L214 54H215ZM220 52V50L218 51V53ZM196 53V52H195ZM213 53H212V56H214L213 55ZM31 54V53H30ZM98 54H100V53H98ZM204 54V53H203ZM209 54H207V55H209ZM220 54V53H219ZM236 54H238V52L237 53H235V55ZM101 55V54H100ZM200 55H202V54H200ZM204 55H206V53L204 54ZM203 55V56H204ZM230 55V54H229ZM2 56V55H1ZM16 56V55H15ZM23 56V55H22ZM106 56V55H105ZM120 56V55H119ZM149 56V55H148ZM147 56V57H148ZM194 56V55H193ZM202 56V57H203ZM230 56H232V54L230 55ZM238 56H240V55H238ZM9 57H11V56H9ZM14 57V56H13ZM12 57V58H13ZM38 57V56H37ZM205 57H207V56H205ZM219 57H220V55H219ZM225 57V56H224ZM12 58H10V59H12ZM17 58V57H16ZM19 58V57H18ZM25 58H26V55H25ZM117 58V57H116ZM165 58V57H164ZM198 58V57H197ZM211 58V57H210ZM227 58V57H226ZM230 58V57H229ZM249 58V57H248ZM247 58V59H248ZM258 58V59H259ZM10 59H8V61L5 63V65H4V70H3V79H1L2 80V82H0L1 84H0V138H2L3 139V159L2 160H0L1 162H2V164L4 165H1V163H0V165L2 166V167H4L5 168V171H6V173H7V176H8V180H10L9 182H11V180L12 181H16V182H18L19 184L20 183H22V184H25V185H29V186H35L36 187V178H37V181H39V182H41V183H43L44 184V186H46V187H50L51 188V186H53L52 188L53 189H55L54 187H57V186H59V187H61L60 185H65V184H73L74 186H75V183L77 184L78 183V186H80L79 185V182L80 183H82V182H86L87 180L88 181H90V179H91V177L92 176H96L98 179H99V181L101 182V184L103 185V187L107 190V188H111V186H112V184L113 183H115L114 181L116 180V179H120L122 182H126V183H128V185L126 186V185H123V186H126L127 188L129 187V185L130 186H133V185H131V184H133V183H137V182H141V181H144V184L146 183L147 184V182H149V181H147V182H145V179H146V177H148V175H151L153 172H159L161 169L163 170H165V169H168V168H170L171 170H173L174 171V173H175V175H177L176 177H175V175L174 176H171V178L169 179V181L171 180V179H173V177H175L174 179H177L178 178V176L180 175L181 176V178H182V176L184 175V174H187L188 175V173H186V172H190V169H191V167H196V165H199V164H204V163H206V164H208V165H212V166H215V165H217L218 167H222V166H228V167H236V166H238L239 168H242V169H244V173H245V171H246V174L247 173H251V179H250V185L251 186H249V187H246V186H244V187H234V188H230L229 189V191H226V193L227 194H225V196L227 195V196H229V195H234V197H238V196H241V195H246V194H244L246 191H247V194H248V196L251 194L252 195V193L253 194H256L257 193V190L256 191H254L253 190V186L255 187V188H258V190H260L261 192H263V190H264V147H263V144H257V142H258V139H256L257 140V142L256 141H254V142H252V144H255V142H256V144L258 145V146H250V140H248V139H252V138H249L250 136L249 135H252L251 133H247L248 132V130H246V133L248 134V136L245 138V140H248L249 141V143H248V145L249 146H247V148L245 147H238V145H237V147L236 146H232L231 144H233V143H231L230 142V144L228 143V144H226V143H222L221 141V143L223 144V145H212V144H210L209 145V142H205L206 144H204V145H200L199 146V148L198 149H196V150H191V151H188V149H187V151L188 152H185L184 151V153H181V152H183V150L181 151L180 149V153H178V151H177V153H170L169 152V150H167V149H165V150H163L162 149V147H161V149L159 148L158 150L157 149H154L155 147H154V145L152 144V147H150V143H151V141H150V136L149 135H147V137H149V138H147L145 135H144V133H143V135L147 138V139H149V143H148V140H147V143H148V145H147V143H143V142H139V141H136L137 140V137L139 136H137L136 137V140H134L133 138L131 139V137H132V135H131V137L130 136H127V135H125V136H127V137H130V140L131 141H125V140H123V141H125V142H123V143H121V144H118V140H114V137H113V133H109L108 132V130H106V129H103V130H98V129H96L95 127H94V125L93 124H95V123H98L99 122V120H97L98 122H94L93 121V119H95V116H94V114L92 113V111H90V113L89 114H93L92 116H94V118L92 119V121L90 120V119H88V120H90L91 122H89V121H87L86 119L87 118H84V116L81 118V116H82V114H81V116L78 114V112L77 113H75L76 114V116H78V117H80V119H78L75 115H74V111H75V109L76 110H78L77 108H75L74 109V105L76 104V102L75 103H73V101H71L72 100V98L70 97H68V96H66L65 95V93H64V95H62L61 93L59 94L58 93V90H57V93L58 94H56V92H55V94L54 93H52V89H50V90H52L51 91V97L50 98H47V100H44V101H36V91L38 90H36V64L35 63H31V61L32 60H29L30 62H22V61H17V60H10ZM35 59V58H34ZM113 59V58H112ZM200 59H203V58H200ZM211 59H213V58H211ZM254 59V58H253ZM203 60H205V59H203ZM5 61V60H4ZM100 61V60H99ZM210 61V60H209ZM228 61V60H227ZM240 61V60H239ZM249 61V60H248ZM252 61H254V60H252ZM251 61V62H252ZM110 62V61H109ZM219 62V61H218ZM218 62H216V64L218 63ZM238 62V61H237ZM247 62V61H246ZM263 62V61H262ZM40 63H41V61H40ZM59 63V62H58ZM116 63V62H115ZM215 63V62H214ZM242 63H239V66H240V64H242ZM248 63L249 64H251L252 65V63H250V62H247V64L246 65H248ZM254 64L256 63L255 61L253 62ZM51 64V63H50ZM61 64H62V62H61ZM66 64V63H65ZM98 64V63H97ZM111 65H112V63H110ZM109 64V65H110ZM211 64H213V63H211ZM231 64V63H230ZM237 64V63H236ZM235 64V65H236ZM244 64H242V65H244ZM40 65V64H39ZM218 65V64H217ZM256 65V64H255ZM254 65V66H255ZM257 65H258V63H257ZM263 65V64H262ZM44 66V65H43ZM51 66V65H50ZM53 66V65H52ZM57 66V65H56ZM59 66H61V65H59ZM88 66V65H87ZM90 66V65H89ZM96 66V65H95ZM99 66V65H98ZM106 66V65H105ZM117 66V65H116ZM128 66V65H127ZM130 66V65H129ZM238 66V67H239ZM245 66V65H244ZM38 67V66H37ZM40 68H42V65H40L39 66ZM44 67H46V66H44ZM49 67V66H48ZM58 67V66H57ZM63 68L64 67H67V64H66V66H62ZM91 67H92V65H91ZM108 67L109 66H107V69H106V73H109V71H108ZM224 67V66H223ZM242 68H243V66H241ZM248 67H249V65H248ZM252 67V66H251ZM258 67V66H257ZM264 67V66H263ZM54 68H55V66H54ZM59 68V67H58ZM62 68V69H63ZM77 68V67H76ZM84 68V67H83ZM86 68V67H85ZM97 68V67H96ZM105 68V67H104ZM111 68H114V67H112L111 66ZM215 68V67H214ZM225 68V67H224ZM237 68V67H236ZM244 68H247V67H244ZM1 69V68H0ZM50 69V68H49ZM61 69V70H62ZM68 69L69 68H67V70L66 71H68ZM94 69V71L96 70V71H98L97 69H95V68H93L92 67V69L90 70V71H92ZM217 69V68H216ZM39 70V69H38ZM44 70H45V68H44ZM44 70H43V68H42V71L44 72ZM56 70V69H55ZM59 70V69H58ZM58 70H56V71H58ZM64 70V69H63ZM70 70V69H69ZM87 70V69H86ZM89 70H88V72H89ZM110 70V69H109ZM113 70H115V69H113ZM221 70V69H220ZM231 70V69H230ZM230 70H228V71H230ZM237 70V69H236ZM239 70V69H238ZM244 70V69H243ZM46 72L45 73H47L48 72V70H45ZM54 71V70H53ZM81 71V70H80ZM116 71V70H115ZM144 71V70H143ZM226 71V70H225ZM233 71V70H232ZM242 71V70H241ZM240 71V72H241ZM39 72V71H38ZM50 72H52L51 70H50ZM55 72V71H54ZM53 72V73H54ZM60 72V71H59ZM69 72V71H68ZM72 72V71H71ZM102 72V71H101ZM116 72H119V70L118 71H116ZM222 72H224L223 71V68H222ZM246 72V71H245ZM252 72V71H251ZM262 72H264V71H262ZM53 73H51V74H53ZM61 73H62V71H61ZM61 73H59L60 75H62ZM76 73H77V71H76ZM92 73V72H91ZM94 73H96V72H94ZM122 73V72H121ZM219 73V72H218ZM231 73V72H230ZM257 73V75H258V72L256 71L255 73H254V71H253V73H251V75L252 74H256ZM260 73V72H259ZM44 74V73H43ZM50 74V75H51ZM55 74H56V72H55ZM58 74V73H57ZM66 74V73H65ZM69 74H70V72H69ZM72 74V73H71ZM74 74V73H73ZM88 74V73H87ZM97 74V73H96ZM111 74V73H110ZM118 74V73H117ZM125 74V73H124ZM140 74V73H139ZM220 74V73H219ZM246 74V73H245ZM264 73H262V75H263ZM37 75H38V73H37ZM54 75V74H53ZM51 76V78H49V76H47L50 80L49 81H51V82H47V83H49V85L50 84H52V83H57L58 82V78L56 79L55 78V76L56 75H54V76ZM76 75H78V74H76ZM80 75V74H79ZM92 75V74H91ZM90 75V77L92 78V76ZM105 75V74H104ZM115 75H116V73H115ZM227 75V74H226ZM236 75V74H235ZM250 75V76H251ZM256 75V77H260L261 78V76H257ZM260 75V74H259ZM73 76V75H72ZM83 76V75H82ZM85 76H87V75H85ZM105 76H107V75H105ZM123 76V75H122ZM225 76V75H224ZM246 76V75H245ZM253 76V78H254V75H252ZM251 76V77H252ZM264 76V75H263ZM43 77H46V76H43ZM59 78H60V76H58ZM64 77H66V76H64ZM90 77H88L87 79H89ZM96 77V76H95ZM99 77V76H98ZM126 77V76H125ZM131 77V76H130ZM155 77V76H154ZM250 77V78H251ZM69 78V77H68ZM80 78V77H79ZM82 78V77H81ZM93 78H94V76H93ZM101 78V77H100ZM100 78H99V80H100ZM105 78V77H104ZM108 78V77H107ZM111 78V77H110ZM113 78V77H112ZM137 78H138V75H137ZM150 78V77H149ZM247 78V77H246ZM257 78V79H258ZM44 79V78H43ZM42 79V80H43ZM45 79H47V78H45ZM44 79V80H45ZM62 78H60V81H62L61 80ZM64 79V78H63ZM70 79H72V78H70ZM96 79V78H95ZM101 79H103V78H101ZM109 79V78H108ZM107 79V80H108ZM119 79V78H118ZM144 79V78H143ZM155 79V78H154ZM0 80V81H1ZM40 80V79H39ZM67 81L66 82H69L68 81V79H66ZM80 80V79H79ZM83 80H85V79H83ZM91 80V79H90ZM89 80V81H90ZM92 80H94V79H92ZM105 80H106V78H105ZM105 80H102V81H104V82H107V81H105ZM126 80H127V78H126ZM157 80H158V78H157ZM157 80L155 79V81H156V88H155V82H154V85H153V83L151 82V83H149L148 81H146V80H144V81H146V82H148V84H151L150 86H153V87H151L152 89L153 88H155L156 90H157V85H159V87H161L162 86V84H158L159 83V81H158V83H157ZM160 80V79H159ZM46 81V80H45ZM48 81V80H47ZM88 81V80H87ZM88 81V82H89ZM110 80H108V82H109ZM113 81V80H112ZM141 81V80H140ZM143 81V80H142ZM143 81V82H144ZM160 81H162V80H160ZM247 81V80H246ZM252 81V80H251ZM258 81H260V80H258ZM44 82V81H43ZM63 82V81H62ZM76 82H77V79H76ZM82 82V81H81ZM98 81H96V84L95 85H97L98 83H97ZM117 82V81H116ZM122 82V81H121ZM128 82H130L129 80H127V83ZM131 82H133L132 80H131ZM142 82V83H143ZM163 82V81H162ZM161 82V83H162ZM253 82V81H252ZM39 83V82H38ZM37 83V84H38ZM41 83V82H40ZM47 83H46V86H47ZM75 83V82H74ZM92 83V82H91ZM93 83H95L94 81H93ZM100 83V82H99ZM125 84H126V82H124ZM134 83L136 84V82L134 81ZM164 83V82H163ZM172 83V82H171ZM170 83V84H171ZM177 83V82H176ZM66 84V83H65ZM69 84H71V83H69ZM78 84L80 85V82H78ZM86 84V83H85ZM104 84V83H103ZM107 84H109V83H107ZM112 84H114V83H112ZM129 84V83H128ZM141 84V83H140ZM139 84V85H140ZM167 84V83H166ZM40 85V84H39ZM42 85V84H41ZM43 85H45V84H43ZM67 85V84H66ZM75 85V84H74ZM90 85V84H89ZM92 85V84H91ZM101 85V84H100ZM105 85V84H104ZM103 85V86H104ZM120 85V84H119ZM127 85V84H126ZM139 85H138V87H139ZM145 85H146V83H145ZM175 85V84H174ZM190 85V84H189ZM188 85V86H189ZM52 86H53V84H52ZM51 86V87H52ZM56 86V84L53 86V87H55ZM60 86V85H59ZM64 86V88H65V85H63ZM63 86L61 85L60 87H62V89H63ZM83 86V85H82ZM103 86H100V87H103ZM106 86V85H105ZM104 86V87H105ZM108 86V85H107ZM136 86H137V84H136ZM149 86V87H150ZM166 86V89H164V87ZM165 86H162L163 87V90H165L166 92H167V88H169L170 86H169V84L168 85H165ZM169 86V87H168ZM185 86V85H184ZM183 86V87H184ZM69 88H70V86H68ZM72 87V86H71ZM74 87V86H73ZM86 87V86H85ZM90 87V86H89ZM93 87H97V86H94V84H93ZM98 87H99V84H98ZM97 87V91H98V88ZM104 87H103V89H104ZM108 87H110V86H108ZM114 87H116V86H114ZM132 87H134V85H132ZM137 87V88H138ZM141 87H143V85L141 86ZM146 86H144L143 88H145ZM176 87V86H175ZM186 87H187V85H186ZM45 88V87H44ZM67 88V87H66ZM91 88V87H90ZM111 88V90H113L114 88L111 86L110 87ZM125 88V87H124ZM127 89H128V87H126ZM130 88V87H129ZM143 88H140V89H143ZM148 89V87L146 88L147 89V91L146 90H144L145 92H148V91H152L153 92V90L152 89ZM172 88H174V87H172ZM218 88V87H217ZM61 89V88H60ZM61 89V91L60 92H62L63 90ZM73 89V88H72ZM74 89H75V87H74ZM80 89H82L81 87H80ZM79 89V90H80ZM88 89V88H87ZM107 89V88H106ZM136 89V88H135ZM159 90H160V88H158ZM171 89V88H170ZM177 89V88H176ZM187 89V88H186ZM41 90V89H40ZM39 90V91H40ZM44 90V89H43ZM66 89H64V91H65ZM68 90V89H67ZM83 90H86L85 88H83L81 91H83ZM96 90V89H95ZM114 90H117V89H114ZM122 90V89H121ZM120 90V92H122ZM126 90V89H125ZM129 90V89H128ZM128 90H126L127 91V95H125V93L123 94V92L122 93H120V92H118L120 95H117V93H115V95H117V97H121V94L122 95H125L126 97H131V94H129V92H128ZM132 90V89H131ZM162 90V88H161V92L163 91ZM201 90V89H200ZM203 90V89H202ZM201 90V91H202ZM48 91V90H47ZM93 91V90H92ZM97 91H95V93L97 92ZM100 91V90H99ZM103 91H106V90H103ZM108 91H109V89H108ZM107 91V92H108ZM126 91H124V92H126ZM139 90L137 89V91L136 92H138ZM158 91V90H157ZM164 91V92H165ZM183 91V90H182ZM196 91V90H195ZM74 92V91H73ZM86 92H87V90H86ZM101 92V91H100ZM107 92H106V94H107ZM113 92V91H112ZM115 92V91H114ZM141 92V91H140ZM151 92V93H152ZM156 92V91H155ZM159 92V91H158ZM198 92V91H197ZM40 93H42V92H40ZM48 93H50L49 91H48ZM48 93H46L47 95H48ZM67 93V92H66ZM71 93V92H70ZM75 93H77L78 94V91H77V89H76V92ZM85 93V92H84ZM88 93H89V90H88ZM91 94L93 93V94H95L94 92H90ZM105 93V92H104ZM103 93V94H104ZM131 93V92H130ZM133 93V92H132ZM144 92H142V94H143ZM150 93V92H149ZM171 93H174L173 91H171ZM170 93V94H171ZM191 93H192V91H191ZM201 93V92H200ZM85 94H87V93H85ZM92 94V95H93ZM97 94V93H96ZM106 94H105V97L104 98H106V101L108 100L107 98L108 97H106ZM109 94H111V93H109ZM142 94H139V92H138V94L137 93H135V95H139L140 97H142V99L140 98V102H142L141 100H146L145 102H144V104H140L141 106L142 105H145V107L146 108H148L149 109V111L150 112H152V116L154 117V120L152 121V123L151 124H149V126H150V128L152 127V128H154L155 130H156V132H157V134H159L160 136H162L163 138H165L164 140H168L167 138H174V139H176V140H179L180 141V139H181V137L183 136V137H185V135L187 136L186 137V140H185V138L183 139V141L185 140V141H187V138L188 137H191L192 136V134L193 135H195V131L196 130H198L199 128V126H197V128L198 129H196V125H194L195 127H193L192 126V128L194 129H191L190 128V125L189 124H187L188 122L187 121H189V120H186V125H187V127L189 126V128H187V127H184L183 126V122L181 123V121H184V123H185V118H186V116H185V110L187 109V106L184 104L183 106H184V112L182 111V109H181V105H182V103H181V105H180V103L179 102H181V101H179L178 102V104L177 103H175V102H173V101H171V99L169 98V99H165L164 101H162L161 100V98H166V96L165 95H167L168 94V92L166 93V94H164V96L162 97L161 96V98H159L158 96H151V97H148V96H150V95H148V94H146V93H144V95L146 94V95H148L147 97H145L146 99H144V95L143 96H141ZM163 94V93H162ZM184 94V93H183ZM231 94V93H230ZM255 94V93H254ZM41 95V94H40ZM74 94L72 93V95L71 96H73ZM76 95V94H75ZM89 95V94H88ZM98 95H100V94H97V96ZM154 95V94H153ZM157 95H158V93H157ZM172 95H174V94H172ZM193 95V94H192ZM212 95V94H211ZM50 95H48V97H49ZM79 96V95H78ZM78 96H77V98H78ZM90 96V95H89ZM114 96V95H113ZM112 95L110 96V99L111 98H114ZM125 96H122V97H124V98H122V99H124V102L123 103H125V101H128L129 99H127V100H125L126 98H125ZM177 97H178V95H176ZM204 96V95H203ZM43 97V96H42ZM41 97V98H42ZM81 96H79V100L80 99H83L84 100V97H82V98H80ZM94 97V95L93 96H91L90 98L92 99ZM99 97L100 96H98V98L95 96V98H97L96 100H99ZM116 97V96H115ZM116 97V98H117ZM137 97V96H136ZM168 97H170V95H168ZM167 97V98H168ZM190 97V96H189ZM75 98V97H74ZM88 98V97H87ZM94 98V99H95ZM102 98H103V96L101 95V99H100V101L102 100ZM116 98H114V99H116ZM135 98V96L132 98V99H134ZM176 98V97H175ZM194 98V97H193ZM196 98V97H195ZM198 98V97H197ZM202 98V97H201ZM203 98H205V97H203ZM38 99H39V95H38ZM43 99H45V97H43ZM114 99H111L110 100V103H106V102H102L101 104L99 103V101H97L99 104H100V107H98V111H96V108H95V110H94V112H95V114H98V116L100 115V111L102 112V113H104L105 111H109V109L111 108V109H113V111H114V109H115V106L117 107V106H119V105H121V104H119L121 101H120V99L118 98V99H116V101L114 100ZM136 99V98H135ZM178 99L179 98H176L175 100H177L178 101ZM180 99H182V98H180ZM227 99V98H226ZM40 100V99H39ZM74 100V99H73ZM83 100L81 101L82 103H83ZM114 100V101H113ZM119 100V101H118ZM137 100V102L139 101V98H137L136 99ZM174 100V101H175ZM184 100H185V97H184ZM209 100H210V98H209ZM251 100V99H250ZM85 101V100H84ZM87 99H86V104H87ZM92 100H90V102H91ZM95 101V100H94ZM92 102V103H95V102ZM102 101H104V100H102ZM118 101V102H117ZM131 101V100H130ZM132 101H135V100H132ZM208 101V100H207ZM241 101V100H240ZM239 101V102H240ZM244 101V100H243ZM248 101H249V99H248ZM108 102V101H107ZM114 102V103H113ZM136 102V101H135ZM134 102V103H135ZM162 102H164V103H162ZM183 102V101H182ZM187 102V100H185V103ZM232 102H233V100H232ZM242 102V101H241ZM85 103V102H84ZM122 103V102H121ZM128 103V102H127ZM189 103L191 104V102L189 101L188 102V104L187 105H189ZM208 103V102H207ZM222 103V102H221ZM234 103V102H233ZM117 104V105H116ZM131 104V103H130ZM132 104H133V102H132ZM138 104V103H137ZM136 104V105H137ZM138 104V105H139ZM198 105L199 104H201V102L199 103H197ZM219 104V103H218ZM227 104V103H226ZM236 104H237V102H236ZM239 104V103H238ZM238 104L236 105L237 107H238ZM36 105H38V106H41L40 108V110H42V107H45V109H47V112L44 114L43 113V116H41V119H40V117H39V114L38 115H36V112L39 110L38 108V110H36ZM89 105V104H88ZM128 105V104H127ZM138 105L136 106V107H138ZM139 105V106H140ZM192 105V104H191ZM190 105V106H191ZM232 105V104H231ZM239 105H241V104H239ZM242 105H243V107H245V105L242 103ZM241 105V106H242ZM264 105V104H263ZM37 106V107H38ZM78 106V105H77ZM90 106V105H89ZM97 106V105H96ZM235 106V107H236ZM247 106V105H246ZM255 106H256V104H255ZM258 106V105H257ZM114 107V108H113ZM121 107H123V106H121ZM120 107V108H121ZM125 107V106H124ZM136 107L134 106V108H135V110H136ZM145 107H143L144 109H145ZM198 108L200 107V105L199 106H197ZM209 107H210V104H209ZM219 107V106H218ZM240 107V106H239ZM81 108V107H80ZM86 108V107H85ZM130 108V107H129ZM133 108V107H132ZM142 108V107H141ZM186 108V109H185ZM193 108V109H192ZM194 108H196V107H191V109L193 110V113H192V111H191V113L192 114H194L195 115V113H194V110H195V112L196 111H198V110H200L201 111V109L199 108L198 110L197 109H194ZM212 108V107H211ZM210 108V109H211ZM216 108V107H215ZM241 108V107H240ZM252 108V107H251ZM264 108V107H263ZM89 109V108H88ZM88 109H87V112H88ZM111 109H110V111H111ZM116 109H118V108H116ZM127 109V108H126ZM125 108H124V110H126ZM44 110V109H43ZM81 109H79L78 111L80 112V113H82L81 111L83 110H81ZM86 110V109H85ZM124 110H122L121 109V111H124ZM129 110V109H128ZM141 110H143V109H141ZM140 110V111H141ZM235 110V109H234ZM239 110V109H238ZM243 110H244V108H243ZM247 110V109H246ZM260 110V109H259ZM110 111H109V113H110ZM113 111L111 112V113H113ZM116 111H118V110H116ZM134 111V110H133ZM137 111V110H136ZM135 111V112H136ZM139 111V113H144V112H140ZM144 111V110H143ZM188 113H189V111H190V109H189V107H188V110H186ZM210 111V110H209ZM226 111V110H225ZM230 111V110H229ZM232 111H233V108H232ZM39 112V111H38ZM42 112V111H41ZM127 112H129V111H127ZM146 112L148 113V111H147V109H146ZM227 112V111H226ZM249 112V111H248ZM261 113H262V111H260ZM106 113V112H105ZM118 113H120V112H118ZM138 113V114H139ZM184 113V114H183ZM190 113V114H191ZM230 113V112H229ZM252 113V112H251ZM86 114H88V113H86ZM108 114V113H107ZM106 114V115H107ZM123 113H121V115H122ZM190 114H189V118L190 117H192V116H190ZM205 114V113H204ZM228 114V113H227ZM235 114V113H234ZM241 114V113H240ZM264 114V113H263ZM262 114V115H263ZM40 115H41V113H40ZM104 115V114H103ZM105 115V116H106ZM124 115V114H123ZM135 115H137V114H135ZM149 115V114H148ZM206 115V114H205ZM204 115V116H205ZM252 115H254L253 113H252ZM258 115V114H257ZM109 116V115H108ZM113 116V115H112ZM116 116V115H115ZM126 116V115H125ZM131 116V115H130ZM133 116V115H132ZM143 116H145V115H143ZM142 116V117H143ZM146 116H147V114H146ZM201 116V115H200ZM233 116V115H232ZM237 116V115H236ZM244 116V115H243ZM247 117H248V115H246ZM38 117H39V119L41 120H39L38 119ZM87 117H89V116H87ZM97 117V116H96ZM111 117V116H110ZM122 117V116H121ZM133 117H135V116H133ZM132 117V118H133ZM140 117V116H139ZM149 117V116H148ZM230 117V116H229ZM235 117V116H234ZM239 117H241L240 115H239ZM255 117V116H254ZM98 118V117H97ZM131 118V119H132ZM136 118H138V117H135V119ZM193 118V117H192ZM233 118V117H232ZM243 118V117H242ZM261 118H263V120L261 121V123H262V126L261 127H263V124H264V117H261ZM38 119V120H37ZM84 120V121H82V120ZM103 119V118H102ZM115 119V118H114ZM116 119H118V118H116ZM126 119V121L128 120L129 121V119H127V118H125ZM148 119V118H147ZM184 119V120H183ZM187 119V118H186ZM198 119V118H197ZM196 119V120H197ZM216 119V118H215ZM234 119V118H233ZM251 119V117L247 120L248 122H249V120ZM254 119V118H253ZM82 122H81V121ZM141 120H142V118H141ZM145 119H143V121H144ZM150 120L151 119H149V121L148 122H150ZM190 120H192V119H190ZM193 120H195V119H193ZM195 120V121H196ZM220 120V119H219ZM229 120V119H228ZM242 120V119H241ZM245 120V119H244ZM257 120V119H256ZM259 120V119H258ZM257 120V121H258ZM37 121H40L39 123L37 122ZM104 121V120H103ZM106 121V120H105ZM124 121V120H123ZM143 121H140V120H134V119H132V120H130L129 122H125V123H123L122 124V128H123V130L124 131H126V133L128 132V133H134L135 131L137 132L139 129H142V128H147L148 130L150 129L149 128V126H148V124L146 125V124H143L142 122ZM204 121V120H203ZM202 121V123H204ZM209 121V120H208ZM239 120H237V122H238ZM37 122V123H36ZM102 122V121H101ZM145 122V121H144ZM194 122V121H193ZM192 121H189V123L191 124L192 123V125L193 124H195V123H193ZM214 122V121H213ZM212 121H211V123H213ZM255 122V121H254ZM89 123V124H88ZM110 123V122H109ZM117 123H119V121L118 122H116V123H114V124H116V126L118 125ZM197 123V122H196ZM210 123V122H209ZM218 123H220V122H218ZM221 123H222V121H221ZM225 123H227V122H225ZM224 123V124H225ZM246 123V122H245ZM250 123V122H249ZM258 123V125H259V123L260 122H257ZM38 124V125H37ZM88 124V125H87ZM90 124H92V125H90ZM113 124V123H112ZM206 124V123H205ZM232 124V123H231ZM239 124H241L240 122H239ZM36 125H37V128H36ZM96 125H99V124H96ZM222 124H220V126H221ZM230 125V124H229ZM232 125H234V124H232ZM245 125V124H244ZM112 126V125H111ZM120 126V125H119ZM202 126V125H201ZM260 126V125H259ZM204 128H205V126H203ZM210 127V126H209ZM213 127V126H212ZM214 127H215V124H214ZM222 127H223V125H222ZM229 127V126H228ZM247 127V126H246ZM115 128V127H114ZM113 128V129H114ZM117 128V127H116ZM150 129V131H151V133L152 132H155V131H153V129ZM211 128V127H210ZM231 128V127H230ZM256 127H254V131L257 129H255ZM260 128V127H259ZM36 129H38L39 131H41L40 133H41V136H38L39 138L38 139H36V133H39V132H36ZM196 129V130H195ZM218 129H220V128H218ZM225 129V128H224ZM241 129H242V127H241ZM246 129V128H245ZM244 129V130H245ZM251 129H253V128H251V126H250V132H251ZM119 130H121V129H119ZM144 130V129H143ZM146 130V129H145ZM204 130H208V129H204ZM217 130V129H216ZM243 130V129H242ZM263 132H262V134L264 135V130L263 129H261ZM199 131V130H198ZM197 131V133L196 134H198V136L200 137V135L202 136V135H208V136H210V135H212L213 137H214V134L213 133H211L210 135H209V132H211V131H206V134H205V132L204 131H199L198 132ZM224 131V130H223ZM225 131H226V129H225ZM257 131V130H256ZM255 131V132H256ZM143 132V131H142ZM148 132V131H147ZM200 132H201V134H200ZM227 132V131H226ZM232 132V131H231ZM122 133H123V131H122ZM139 133H140V131H139ZM150 133V132H149ZM230 133V132H229ZM238 133H240V131L238 132ZM244 133V132H243ZM243 133H241L240 134V137H241V135L243 134ZM245 133V134H246ZM256 133H258V131L256 132ZM134 134H136V133H134ZM134 134H133V136H134ZM138 134V133H137ZM147 134V133H146ZM224 134V133H223ZM228 134V133H227ZM260 134V133H259ZM38 135V134H37ZM40 135V134H39ZM118 135V134H117ZM124 135V134H123ZM129 135V134H128ZM152 135H154V133L153 134H151V136ZM207 135H206V137H207ZM215 135H217L216 133H215ZM220 135V134H219ZM239 134H237V138L239 137L238 136ZM253 135H255V134H253ZM252 135V136H253ZM263 135H260V136H263ZM141 136H142V133H141ZM140 136V137H141ZM156 136H158V135H156ZM155 136V137H156ZM197 136V135H196ZM211 136V137H212ZM218 136V135H217ZM232 136V135H231ZM234 136V135H233ZM244 136V135H243ZM255 136H258V134H256ZM140 137H138V138H140ZM143 137V136H142ZM161 137V138H162ZM180 137V138H179ZM193 137V136H192ZM191 137V138H192ZM198 137V139H200ZM203 137V136H202ZM206 137H205V139H206ZM216 137V136H215ZM225 137H230V136H225ZM225 137H224V139H225ZM239 137V138H240ZM123 138V137H122ZM144 138V137H143ZM143 138H141V139H143ZM157 138V137H156ZM197 138V137H196ZM208 138V137H207ZM217 138V137H216ZM243 138V137H242ZM253 138H254V136H253ZM261 138V137H260ZM263 138V137H262ZM261 138V139H262ZM124 139H126V137L124 138ZM129 138H127L126 140H128ZM151 139H152V137H151ZM155 139V138H154ZM188 139H190V138H188ZM197 139V140H198ZM209 139H210V137H209ZM212 139H214V138H212ZM221 139H222V137H221ZM230 139V138H229ZM233 140H235L234 138H232ZM244 139V138H243ZM260 139V141L259 142H263L264 141V139H262L261 140ZM144 140H146L145 138H144ZM160 140V139H159ZM164 140L162 141L163 143H164ZM196 140V141H197ZM201 140V139H200ZM240 145H242V142H244L245 140H243L242 141V139L240 138ZM0 141H2V140H0ZM154 141V140H153ZM157 141V140H156ZM182 141V140H181ZM194 141V140H193ZM203 141V140H202ZM201 141V142H202ZM223 141V140H222ZM235 141H237V143H238V140H235ZM247 141V142H248ZM122 142V141H121ZM155 142V141H154ZM154 142H152V143H154ZM175 142V141H174ZM226 142V141H225ZM246 142V143H247ZM261 142V143H262ZM157 143V142H156ZM216 144H217V142H215ZM246 143L244 142L243 144H245V146H246ZM264 143V142H263ZM189 144V143H188ZM203 144V143H202ZM218 144H219V142H218ZM239 144V143H238ZM164 145V144H163ZM172 145H174V144H172ZM183 145V144H182ZM186 145V144H185ZM190 145V144H189ZM262 145V146H261ZM155 146H158V145H155ZM187 146V145H186ZM193 146V145H192ZM191 146V147H192ZM260 146L263 148L262 150L261 149H259L260 148ZM189 147V146H188ZM257 147H258V149H257ZM0 148H2V147H0ZM164 148H165V146H164ZM167 148V147H166ZM194 148V147H193ZM174 149V148H173ZM191 149V148H190ZM167 150V151H166ZM1 152H2V150H0ZM175 152V151H174ZM1 156L2 155H0V158H1ZM200 165V167H202ZM0 166V167H1ZM209 166V167H210ZM208 167V168H209ZM4 168H2V170L4 169ZM197 168L198 169H200L198 166H197ZM203 168H204V166H203ZM202 168V169H203ZM208 168L206 167V169H207V171H208ZM213 168L214 167H212V170H213ZM187 169H189L188 171H187ZM195 169V168H194ZM201 169V170H202ZM216 169V168H215ZM219 169V168H218ZM1 170V169H0ZM161 170V172H163ZM175 170H176V172H175ZM201 170L199 171V172H201ZM205 170V169H204ZM211 170V171H212ZM232 170V169H231ZM236 170V169H235ZM168 171H169V173L171 172L169 169H168ZM195 171V170H194ZM198 170H196L195 172H197ZM229 171V170H228ZM3 172H4V170H3ZM157 172V173H158ZM202 172H204V171H202ZM209 172H210V170H209ZM209 172H207V173H209ZM237 172V171H236ZM243 172V171H242ZM5 173V174H6ZM156 173V174H157ZM190 173H193V172H190ZM213 173V172H212ZM221 173V172H220ZM4 174V175H5ZM156 174L155 175H153V176H156ZM160 174H162V173H160ZM166 174H168V172H166ZM198 174V173H197ZM200 174V173H199ZM204 174H206V173H204ZM217 174V173H216ZM223 174V173H222ZM238 174H240V173H238ZM237 174V175H238ZM1 175V174H0ZM3 175V174H2ZM158 175V174H157ZM171 175H173V173L171 174ZM201 175V174H200ZM230 175V174H229ZM242 175V174H241ZM240 175V176H241ZM244 175V174H243ZM242 175V176H243ZM247 175H250V174H247ZM6 176V177H7ZM159 176V175H158ZM160 176H162V175H160ZM166 176V175H165ZM199 176V175H198ZM204 176V175H203ZM216 176V175H215ZM214 176V177H215ZM235 176V175H234ZM233 176V177H234ZM168 177H170V176H168ZM195 177V176H194ZM202 177V176H201ZM232 177V176H231ZM149 178H151L150 176H149ZM157 178V177H156ZM159 178H161V177H159ZM159 178H157V179H159ZM165 178H167V176L165 177ZM164 178V179H165ZM190 178H192V177H190ZM199 178V177H198ZM204 178V177H203ZM221 178V177H220ZM227 178V177H226ZM229 178V177H228ZM235 178V177H234ZM157 179H155L156 180V183L157 182H159V181H161V179L160 180H157ZM183 179V178H182ZM232 179V178H231ZM94 180V179H93ZM150 180V179H149ZM154 180V181H155ZM181 180V179H180ZM225 180V179H224ZM227 180V179H226ZM153 180H152V178H151V180H150V182H152ZM153 181V182H154ZM168 181V178H167V180H166V183H169V181ZM174 181V180H173ZM175 181H177V180H175ZM186 181V180H185ZM223 181V180H222ZM16 182H14V183H16ZM91 182V181H90ZM122 182H120V183H117V184H115V185H120ZM162 182V181H161ZM193 182V181H192ZM203 182V181H202ZM210 182V181H209ZM227 182V181H226ZM233 182V181H232ZM231 182V183H232ZM4 183V182H3ZM87 183V182H86ZM129 183H131V184H129ZM137 184V185H139V187H141L140 186V184H142V182L140 183V184ZM160 183V182H159ZM159 183H157L156 185V187H159ZM185 183V182H184ZM191 183V182H190ZM189 183V184H190ZM214 183V182H213ZM8 184V183H7ZM89 184V183H88ZM87 184V185H88ZM95 185H96V183H94ZM99 184V183H98ZM125 184V183H124ZM151 184H153V183H151ZM151 184L149 183L148 185L149 186H144L145 188L146 187H150V190H152L151 189ZM161 184V183H160ZM172 184V183H171ZM177 184V183H176ZM179 184V183H178ZM188 184V183H187ZM6 185V184H5ZM15 185V184H14ZM70 186V187H74V186ZM82 185V184H81ZM90 185V184H89ZM114 185V184H113ZM113 186V187H118V188H116L117 190L118 189H120L121 187L120 186ZM135 185V184H134ZM137 185H136V187H137ZM154 185H155V182H154ZM174 185V184H173ZM235 185V184H234ZM249 185V184H248ZM86 186V185H85ZM100 186V185H99ZM98 186V187H99ZM160 186H162V185H160ZM169 186V185H168ZM190 186V185H189ZM192 186H194V185H192ZM9 187H10V185H9ZM59 187H57V189H59ZM64 187V186H63ZM66 187V186H65ZM64 187V189H67L68 188V186H67V188H65ZM84 187V186H83ZM90 187V186H89ZM97 186H96V188H98ZM102 187V186H101ZM113 187H112V191H113ZM174 187V186H173ZM176 187V186H175ZM180 187V186H179ZM203 187V186H202ZM217 187V186H216ZM219 187V186H218ZM12 188V187H11ZM10 188V189H11ZM13 188H14V186H13ZM17 188V187H16ZM19 188V187H18ZM17 188V189H18ZM72 188H70V189H72ZM75 188L76 187H74V190H75ZM80 187H78V189H79ZM90 188H93V186L92 187H90ZM95 188V187H94ZM133 188H135V187H132V189ZM178 188V187H177ZM243 188H245V189H243ZM9 189V190H10ZM20 189V188H19ZM62 189V188H61ZM69 189V188H68ZM86 189V188H85ZM84 189V190H85ZM99 189H100V191H102L101 190V188L99 187ZM99 189H98V192H99ZM104 189V193L106 192V190ZM122 189V188H121ZM136 189V188H135ZM148 189V188H147ZM158 189H160V187L158 188ZM155 190L156 192H158L159 191V193H157V194H161L160 193V191L161 190ZM162 189V188H161ZM165 189V188H164ZM210 189H211V187H210ZM73 190V191H74ZM92 190H94L95 191V189H92ZM109 190V189H108ZM150 190H147V191H150ZM188 190V189H187ZM226 190V189H225ZM243 190H246L244 193H242L243 192ZM5 192V189L4 190H2V192ZM6 191H8V189L6 190ZM17 193V191L15 190V189H13V191H11V192H5V193H0V208H2L4 205L5 206H7V210L8 209H10V208H13V207H16V206H19L20 205V194L18 193V195L15 193V192ZM52 191V190H51ZM58 191V190H57ZM96 191H97V189H96ZM111 191V189L109 190V192ZM140 191V190H139ZM146 191V192H147ZM165 191V190H164ZM212 191V190H211ZM216 191V190H215ZM19 192H20V190H19ZM122 192V191H121ZM131 192H133V191H131V187H130V193L129 194H131ZM137 192V191H136ZM153 192V191H152ZM217 192H219V191H217ZM99 193H101V192H99ZM119 193V192H118ZM150 193H151V191H150ZM106 194V193H105ZM115 194H116V192H115ZM122 194V193H121ZM148 194V193H147ZM146 193L144 194V195H147ZM154 195H155V193H153ZM163 194V193H162ZM219 194H220V192H219ZM263 194H264V192H263ZM28 195V194H27ZM24 195V196H26V197H30L31 195ZM150 195H152V194H150ZM211 195V194H210ZM257 195V194H256ZM88 196V195H87ZM131 195H129V197H130ZM148 196H149V194H148ZM148 196L146 197V198H148ZM262 196V195H261ZM28 197V198H29ZM33 197H34V195H33ZM32 196H31V200H33V199H36V198H33ZM128 197V198H129ZM142 197V196H141ZM181 197V196H180ZM208 197V196H207ZM221 197H224V195L222 196H219L218 194H214L213 195V200H214V202L215 201H220V200H222V199H220ZM242 197V196H241ZM245 197H247V196H245ZM251 197V196H250ZM28 198H23L24 199V201L23 202H28V201H25L26 199H28ZM140 198V197H139ZM154 198V197H153ZM210 198V197H209ZM227 198V197H226ZM240 197H238V199H239ZM257 198H259V197H257ZM141 199V198H140ZM139 199V200H140ZM197 199V198H196ZM261 199V198H260ZM29 200V199H28ZM31 200H29L30 202H31ZM137 200V199H136ZM145 200H147V199H145ZM154 200V199H153ZM152 200V201H153ZM171 200V199H170ZM183 200V199H182ZM202 200V199H201ZM229 200V199H228ZM257 200V199H256ZM130 201V200H129ZM150 201H151V199H150ZM207 201V200H206ZM261 201V200H260ZM264 201V200H263ZM22 202V204H23V206H24V204L25 203H23ZM36 202V201H35ZM44 202V201H43ZM93 202V201H92ZM102 202V201H101ZM136 202V201H135ZM167 202V201H166ZM172 202V201H171ZM247 202V201H246ZM34 203V202H33ZM40 203V202H39ZM90 203V202H89ZM95 204H96V202H94ZM97 203H98V201H97ZM99 203H100V201H99ZM151 203V202H150ZM178 203V202H177ZM180 203V202H179ZM192 203V202H191ZM204 203H206L205 201H204ZM203 203V204H204ZM251 203V202H250ZM28 204H29V202H28ZM27 204V205H28ZM53 204V203H52ZM78 204V203H77ZM88 204V203H87ZM101 204V203H100ZM103 204V203H102ZM101 204V205H102ZM140 204V203H139ZM144 204V203H143ZM147 204H149L148 202L146 203V205ZM183 204V203H182ZM187 204V203H186ZM193 204V203H192ZM195 204V203H194ZM199 204V203H198ZM3 205V206H2ZM35 205H36V203H35ZM35 205H33V207L35 206ZM58 205H60V204H58ZM63 205V204H62ZM97 205V204H96ZM100 205V206H101ZM136 205V204H135ZM153 205V204H152ZM152 205L150 206V207H152ZM155 205V204H154ZM153 205V207L152 208H148L149 210L147 211V210H145V214L143 215V217L141 218V219H139L140 217H138L137 216V218L139 219V220H137V218H136V216H134L135 214H137V215H139V214H142V211H140V213H134V217L135 218H133V216L132 215H130V216H132V217H130V218H132V219H135V220H130V221H125V220H120V219H117V218H115V219H112V217L113 216H111V215H113L114 213H115V211L113 210V214L111 213L112 212V210H108V211H106L105 209H103V212H104V210L106 211V212H108L109 213V211H110V213H109V215L111 216V220L110 219H108L107 220V217H106V220H104V221H102V219L106 216L105 214H101V210H99V208H104L105 206L103 205V206H99V208H97L99 211H101V212H97V210H95L96 212H97V214L96 215H98V213H100L101 215H105V216H103V218H102V216H100L99 215V221H100V218H102L101 219V221L100 222H98L97 220V218L95 219L96 220V222L97 223H92V222H94V219H93V221H91L92 220V218H94V217H96V216H94V213H92L93 215L92 216H94V217H90V221H91V223H89V218L85 221L84 220V218L85 217H82V218H79L78 220H81V219H83L82 220V222H85V223H75L74 221H73V223L72 224H69L68 222H70V220H71V217H72V215L71 216H69V218H70V220L68 219V217H66L69 221H65L64 223H66V225H64V226H62V227H64V228H62V229H64V230H66V231H63L65 234H62V237H61V239L63 240V238H65V237H63L64 235H68L69 237L68 238H70V239H72L73 238V240H75L76 241V243L77 244H81V245H79V249L82 247L83 248V250L82 251H80V252H83V254H82V256L83 257H85L84 258V261H83V258H80L79 260H82V262L83 263H81V262H77V263H81V264H87V263H89V264H264V255L263 256H259L258 254L256 255L255 253H258V252H260V253H264V220H262V221H259V223L256 225V226H253L252 225V228H247V227H245L243 224H249V223H252V221H253V218L252 217H249V216H247V215H244V214H246L245 212H243L244 214H239V213H241V212H238L237 210H235V211H237L238 212V214H231V212L232 211H230V213H228V211H225V210H223L222 209V211H206L205 209H206V207H205V209H203V208H201V207H199L198 209L197 208H192V207H189V208H185V207H183L184 209H181V210H178V209H180L179 207H178V209L177 208H175V207H173V206H169V205H164V204H156L155 206ZM174 205V204H173ZM189 205H190V203H189ZM230 205V204H229ZM264 205V204H263ZM53 206V205H52ZM56 206H57V204H56ZM72 206V205H71ZM76 206V205H75ZM93 206H95L93 203H92V207ZM131 206H132V204H131ZM142 206H144V205H142ZM201 206V205H200ZM219 206V205H218ZM224 206V205H223ZM262 206V205H261ZM36 207V206H35ZM47 207V206H46ZM78 207V206H77ZM76 207V208H77ZM89 207V206H88ZM97 207H98V205H97ZM147 207V206H146ZM149 207V206H148ZM6 208V207H5ZM5 208H2V209H5ZM18 208V207H17ZM24 208V207H23ZM82 208V207H81ZM101 208V209H102ZM133 208H135L134 206H133ZM132 208V209H133ZM138 208H141V205L138 207ZM201 208V209H200ZM24 209H26V207L24 208ZM23 209V211H24V213H25V210ZM64 209V208H63ZM84 209V208H83ZM143 209H146V208H143ZM221 209V208H220ZM13 210H15V208L14 209H12V211ZM17 210V209H16ZM16 210L14 211L15 212V214L17 215V213H16ZM142 210V209H141ZM6 211V210H5ZM20 211H22V209L20 210ZM131 212H132V210H130ZM135 212H136V210H134ZM147 211V212H146ZM242 211V210H241ZM10 212H11V210H10ZM117 212V211H116ZM119 212V211H118ZM121 212H123V211H120V213ZM1 213H3V212H1ZM8 213V212H7ZM12 213V212H11ZM10 213V214H11ZM30 213H34V215H32V216H35L36 214V211H33L32 210V212H30ZM29 213V214H30ZM59 213V212H58ZM60 213H62V212H60ZM71 213V212H70ZM4 214H6V212L5 213H3V215ZM14 214V213H13ZM14 214V215H15ZM83 214V213H82ZM85 214H87L86 212H85ZM90 214V213H89ZM2 215V214H1ZM0 215V216H1ZM15 215V216H16ZM59 215V214H58ZM61 215V214H60ZM77 215V214H76ZM76 215H74L73 214V216L75 217ZM91 215V214H90ZM108 215V216H109ZM115 215V214H114ZM116 215H119L118 213L116 214ZM253 215H254V213H253ZM8 216V217H7ZM28 216V215H27ZM30 216V215H29ZM31 216V217H32ZM63 216V215H62ZM79 217H80V215H78ZM78 216H76L75 218H76V220H77V218H78ZM82 216H88V215H82ZM120 216H121V214H120ZM140 216V215H139ZM142 216V215H141ZM9 213L6 215V218L8 219V221L6 220V219H4L5 221H7L8 223L10 222L9 220H12V219H15V217L14 218H12V219H9ZM13 217V216H12ZM26 217V216H25ZM46 217V216H45ZM115 217V216H114ZM127 216H125L124 217V219L126 218ZM129 217V216H128ZM51 218V217H50ZM62 218V217H61ZM65 218V219H66ZM87 218V217H86ZM119 218V217H118ZM260 218H263V217H260ZM16 219H18V217L16 218ZM15 219V222H11V223H9V224H11L10 226L11 227H8V225L9 224H5L4 225V227L6 228V230H7V228H9L7 231L8 232H10V230H11V232H12V230L15 228L14 226H16V224H18L19 226H20V228L22 227V224H23V227H24V224H26V223H20L19 224V222L17 223L16 220ZM27 219V218H26ZM33 219H34V217H33ZM41 219H43V218H41ZM53 219H55V218H53ZM65 219H63V220H65ZM128 218H126V220H127ZM191 219H193V220H197L196 222L198 223V226L196 227L195 226V228H193V227H191L192 226V224H193V221L191 220ZM264 219V218H263ZM28 220V219H27ZM36 220H38V219H36ZM35 220V221H36ZM75 220V219H74ZM12 221H14V220H12ZM60 221H62V220H60ZM72 221V220H71ZM179 221H180V223H179ZM191 221H192V223H191ZM195 221H194V223H195ZM1 222V221H0ZM24 222H25V219H24ZM27 222V224H29V223H31V226H32V224H35V222L34 221H31V222H29L28 223V221H26ZM34 222V223H33ZM38 222V221H37ZM37 222H36V224H37ZM47 222V221H46ZM58 222V221H57ZM78 222H81V221H78ZM177 222V223H176ZM182 222V223H181ZM185 222H189V223H191L190 225H188V223H185ZM6 223V222H5ZM14 223H16L15 225H13ZM39 223V222H38ZM56 223V221L54 222V226L55 225H57V224H55ZM61 223V222H60ZM68 223V224H67ZM71 223V222H70ZM75 223V224H74ZM197 223H195V224H197ZM26 224V225H27ZM44 224V223H43ZM62 224V223H61ZM51 225H52V223H51ZM51 225H50V227H49V225L48 226H46V224H45V226L46 227H44L45 229H47V227H49L50 229L49 230H42L40 233H38V234H34L33 236L35 237V235H36V240L38 239V242L39 241H41L40 239H42L43 240V238L44 237H46L47 238V236H49L50 235V238L52 237L51 235L53 234V236H54V233L55 234H57V232H58V234L57 235H59V233L61 232L60 231V229L59 230H57V226H53V227H51ZM63 225V224H62ZM251 225V224H250ZM33 226H35V225H33ZM32 226V227H33ZM41 226V225H40ZM2 227V226H1ZM5 228H3L4 230H5ZM38 228H43V227H38ZM3 230V231H4ZM55 230H57L56 232H55ZM1 231V230H0ZM5 232V234H4V232H3V234L4 235H7L6 233H8V232ZM16 231H17V229H16ZM15 231V229H14V231L13 232H16ZM20 231V230H19ZM18 231V232H19ZM60 231V232H59ZM12 232V233H13ZM33 231H31V233H32ZM17 233V232H16ZM21 233H22V231H21ZM25 233V232H24ZM23 233V234H24ZM31 233H29V234H31ZM1 234V233H0ZM22 234V235H23ZM26 234V233H25ZM28 234V233H27ZM27 234H26V236H27ZM61 234V233H60ZM3 235V236H4ZM13 235V234H12ZM12 235H9V233H8V236H5V237H7V239H9L8 237L9 236H12ZM14 235H15V233H14ZM13 235V236H14ZM18 234H16V236H17ZM57 235H56V237H57ZM3 236H2V238H3ZM18 237V236H17ZM17 237H14L15 239L17 238ZM20 237V236H19ZM23 237H24V235H23ZM29 237H32V235L30 236L29 235ZM29 237H27V238H24V239H29ZM55 239V237H52V239ZM68 238H66L65 240L67 241V243H66V245H69V246H71L70 244L72 243V242H74L73 240H69ZM24 239H23V241H24ZM31 239H34V238H30V240ZM51 239V240H52ZM53 239V241H56L57 242V239L58 238H56V240H54ZM2 240V239H1ZM11 240V242H12V238L10 239ZM10 240H9V242L8 241H6L5 240V245H6V242H8V243H10ZM14 240V239H13ZM17 240V239H16ZM20 240H22V238L20 239ZM35 240V239H34ZM50 239L48 238V241H49ZM50 240V241H51ZM65 240H64V243H65ZM253 240H256V241H260V244H257V243H254V241ZM4 241V240H3ZM19 241V240H18ZM46 241V242H45ZM52 241V242H53ZM14 242H16V241H14ZM13 242V243H14ZM21 242V241H20ZM27 242V241H26ZM34 242V241H33ZM37 242V243H38ZM42 242V241H41ZM61 242V243H60ZM71 242V243H70ZM4 243V242H3ZM2 243V244H3ZM13 243H11L12 245L11 246H13ZM22 243V242H21ZM28 243V242H27ZM26 243V244H27ZM43 243H47V240H45L44 239V242ZM54 243V242H53ZM52 243V246L53 245H55V244H53ZM57 243H59V244H61V245H59L58 244V247L59 246H61V248L63 247V245H62V241H59V242H57ZM68 243H70V244H68ZM76 243H74L75 244V246H76ZM247 243H249L250 245V247H248L247 248ZM25 244V242H24V245H26ZM29 244V243H28ZM31 244H32V241H31ZM8 245H10V244H7L6 246H8ZM30 245V244H29ZM29 245H27L29 248L30 247H32V245L31 246H29ZM38 245H39V243H38ZM20 246H22V244H20ZM19 246V247H20ZM81 246V247H80ZM8 247H10V246H8ZM23 247V246H22ZM22 247H20V250L22 249ZM39 248L38 249H41V247H40V245L38 246ZM46 247H48L47 245H46ZM45 247V248H46ZM57 247V246H56ZM66 247V246H65ZM64 247V248H65ZM3 248V247H2ZM7 248V247H6ZM11 249H12V247H10ZM63 248V249H64ZM69 248V247H68ZM68 248H65V253H66V249H68ZM70 248H72V247H70ZM76 248H77V250H78V246H76ZM76 248L74 249L75 251H76ZM81 248V249H82ZM10 249V250H11ZM17 249V248H16ZM23 249H24V247H23ZM23 249H22V251H23ZM34 249V248H33ZM32 249V250H33ZM35 249H37V248H35ZM60 248H58V250H59ZM13 250H14V248H13ZM19 250V249H18ZM19 250V251H20ZM31 250V251H32ZM49 250V249H48ZM2 251V250H1ZM5 251V250H4ZM12 251V250H11ZM24 251L26 252V249H24ZM28 251V250H27ZM75 251H71V252H73V254H74V252ZM78 251V252H79ZM9 253H10V251H8ZM29 252V251H28ZM33 252V251H32ZM34 252H40V250L39 251H35L34 250ZM60 252H62V253H64L63 251H61L60 250ZM60 252H59V255H60ZM15 253V252H14ZM27 253V252H26ZM57 253V252H56ZM75 253H77V251L75 252ZM259 253V254H260ZM18 254V253H17ZM16 254V255H17ZM23 254V253H22ZM32 254V253H31ZM30 254V257L32 256ZM70 253H69V251H68V253H67V255L70 257V255H69ZM73 254H72V256H73ZM9 255V254H8ZM34 255H35V257H36V253H34ZM78 256H76V257H79V256H81L79 253L77 254ZM11 256V255H10ZM15 256V255H14ZM19 256H21V255H19ZM27 256V255H26ZM38 256V255H37ZM46 256V255H45ZM50 256V255H49ZM72 256L70 257V258H72ZM81 256V257H82ZM7 257V256H6ZM18 257V256H17ZM28 257V256H27ZM32 257H34V256H32ZM48 257V256H47ZM62 257H63V255L62 256H60V261L62 262V260L64 259H66L67 258V260H68V257H66V254H64V257H66V258H63L62 259ZM74 257V256H73ZM22 258V257H21ZM43 258H45L44 257V255H43ZM69 258V259H70ZM75 258V257H74ZM7 259H9V258H7ZM18 259V258H17ZM23 259V258H22ZM29 259V258H28ZM50 259H52V258H50ZM57 259V258H56ZM42 260V259H41ZM49 260V259H48ZM70 260H72V259H70ZM73 260H76V259H73ZM73 260H72V263L74 264L75 262H73ZM3 261V260H2ZM1 261V262H2ZM14 261V260H13ZM20 261V260H19ZM23 261H25V260H23ZM30 261V260H29ZM86 261V262H85ZM17 262V261H16ZM22 262V261H21ZM45 262V261H44ZM56 262V261H55ZM60 262V263H61ZM66 262V261H65ZM46 263H48V262H46ZM45 263V264H46ZM51 263V262H50ZM69 263H71V261L69 262ZM68 263V264H69ZM77 263H75V264H77ZM11 264V263H10ZM49 264V263H48ZM55 264H57V262L55 263ZM59 264V263H58ZM64 264V263H63Z\"/></svg>",
  "mask_w": 264,
  "mask_h": 264
}]
</instances>
